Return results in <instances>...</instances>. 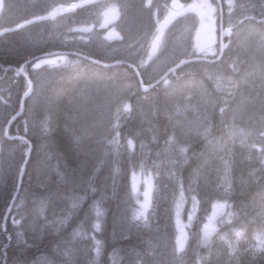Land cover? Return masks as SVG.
<instances>
[{
    "label": "trees",
    "instance_id": "trees-1",
    "mask_svg": "<svg viewBox=\"0 0 264 264\" xmlns=\"http://www.w3.org/2000/svg\"><path fill=\"white\" fill-rule=\"evenodd\" d=\"M45 1L46 0H31V3H30L29 0H27V2H26V0H23V2L21 0H19V1L18 0H4V2H3L4 6L2 8L3 13H2V15L0 17V30H9V29L15 27V25H17V23H15V22H17V19H19V18L16 17L15 15L9 16V14L11 12H14L15 9H16V11H19L20 10L22 13H26V15H28L27 18H34V17H39V16H44L45 17V16H47L51 12V10L53 8H56V7L63 8L67 4L69 5L72 2L73 3H78V2H81L83 0H52V1L51 0H47V2H45ZM35 3H36V5H35ZM16 4L17 5L19 4L18 6L20 7V9H19V7ZM21 4H23V5H21ZM10 5H11V8H10ZM27 5H28V7H27ZM92 6H94V5L92 4V5L85 6L83 8L82 7L81 8H76L75 10H71V11L65 13V14H62L61 16H58V17L54 18V19H45V20H42L41 21V24H40V22H34L33 23V26L31 25V26H28V27L24 28V29H27L28 31L30 29H34V33H33V35H31V36H34V38H35L33 40V42L32 41L30 42V40H27L26 37L21 36L24 29H22V30H16V31L14 30L13 32L8 31V34L6 32L7 35L5 33H3V35L0 36V71H2V72H0V80H1L0 81V105H2V107L4 108L2 110V112L5 111L6 107L7 108L8 107L10 108V109L8 108V110L6 109L7 112L5 111L6 113L3 114L4 116H2L1 113H0V116L3 117L4 120H6V121H3L2 120L3 118L0 119V126H1L0 127V139H3L4 142H5V143L3 142L4 144L1 145V152H0V160H1V163H4L5 162L4 155H3L4 154L3 153L4 152L3 147L6 146L9 142L12 143V144H13V142H16L15 144H20V146L22 147V150L23 149L25 151L27 150V148L25 146H24L25 148L22 146L23 144H21V142L19 140H17V139H10V138L7 139V137H5V135L3 134V127L6 125L7 121L10 119L11 111H14L13 108L17 107V105H18V99L21 98L20 95L23 94V92H24L23 89L25 90V88L22 87L23 84H22L21 81H23V80L22 79H19L18 77L17 78L14 77L15 79H14V81H12V84L13 85L11 84V86L12 87L15 86V87H13L12 92H14L13 93L14 95L16 94L17 96H20V97L10 96L11 93L8 92L9 91L8 86L10 85V83H9L10 81L8 79H6V78H8V76L12 73L11 72V69L12 70L13 69L16 70L17 67H19L21 65L22 61H24V59H27L26 57H24V53H21V52H23V50H25V48L27 49L26 50L27 53H29V51L32 53V56H34L36 54H39V53H42L43 51H47V50H44V49L40 48L41 47V44H44V42L46 41L45 40V39H47L46 37H48V39H49V40L47 39V41H46V45L48 43V49L49 48H51L52 50L55 49V51H57V52H59V51L60 52H63L64 50H66V51L67 50H70L69 49V45L67 44V41H68V39H71V35L73 34V32L75 33L77 30L79 32L80 31L82 32V29L83 28L89 26L88 24H90L91 22L92 23L93 22L95 23L94 16H90L89 13L87 12V10L90 9ZM28 8H30L32 10L30 11V9H28ZM9 10L11 12H9V14H8L7 11H9ZM32 11H34V12H32ZM4 12H5V19L3 18L4 17L3 16L4 15ZM80 15H81V17H80ZM83 15H84V17H83ZM257 15L259 16L258 12H257ZM85 17L87 19H85ZM120 17H121V15H120ZM141 20L142 19L140 17H138V20H137V17H135V18H133V21H130V22H132V24L129 27H131L132 33H135V31L137 32V29H136L137 28V25H135V23L138 22V21H140L142 23L143 20L142 21ZM53 21H54V23H53ZM57 21H59L60 24L59 23L57 24ZM85 22H86L87 25L85 24ZM97 23L99 25V22H97ZM45 24H48L49 26L48 25H45ZM51 24L53 25L52 27H51ZM56 25H59V26H56ZM47 26L49 28H47ZM5 27H6V29H5ZM59 28L62 31H59L60 30ZM46 30H47V32L49 30L50 31L47 33ZM35 32H37V34ZM41 32L44 33V34H42ZM11 33H13V34H11ZM132 33H131V35H132ZM47 34H49L50 36L47 35ZM80 34H84V32L83 33H80ZM51 36H52L53 39L50 38ZM43 38H44V40H43ZM51 39L53 40V42H52ZM63 39H64V41H63ZM99 41H101V38H100ZM25 42H28L29 44L32 43L31 45H29L31 49H29V47L27 48V43H25ZM38 42H41V43L39 44ZM58 42H60V43H58ZM57 44L59 45V47H57L58 46ZM49 45H50V47H49ZM50 52L51 51H48V53H50ZM19 53L24 57V59H23V57L21 55H19ZM11 56H13V57H11ZM90 56L92 57V59L98 60V58L94 54H92ZM235 56H237V54H235ZM68 57L69 58H65L64 57L65 58V61H64V64L62 65V67H60L58 65L53 66V67L55 68L54 70H63V69L68 70V71L69 70H72V72H68L67 71L68 73L61 74V75H67L71 79L72 86L71 87L70 86H67L66 87L63 82L58 81L57 77L54 76L52 78V82H50V83H54V84H51L50 85V88H49L50 90L48 89L50 91V92L48 91L49 94L47 93L49 96L48 95L46 96V94H45V96L48 99L47 98L44 99L45 98V96H44V98H43L44 101H42L43 99L42 100L40 99L41 101H39L38 104H33L30 107V108H33L35 106L34 107L35 109L33 108L31 110L30 109L28 110L30 112L29 115H31V117L33 116V120H32V118H28L27 119L28 121H31L32 120L31 121V128H30L31 130L30 131H33V134L31 135V137L34 136L33 137V138H35L34 140H36V138H37V140H36L37 146L35 145V143L33 141H31L32 138L30 137L31 138L30 141L32 142L31 143L32 144V148H31L30 157H29V160H28L29 165H27L25 167V170H26V172L28 174H32V173H30V171L32 170V168L35 169L37 167L35 169L36 172H42V171L43 172H46L47 171V167H48L47 166L48 163H46V161L44 163V161H43L45 159V157H46L49 160H51L53 158L55 160V162L58 161V162L62 163L64 165V167H66L67 169H71V170H74L75 171V168L77 167V163L75 162V159L78 156V153L81 152V151H83V150H85V149H87L92 144L88 148L89 151H90V153L92 154V157H91V160L88 161L89 163L84 167L85 170H84V172L82 174L83 179L81 180V183L80 184L78 183L79 184L78 187H81L82 186V188H83L84 186H86L85 188L88 189L90 187V185H91V186H93L95 188L94 189L95 191H97L98 189H99V191L101 190L100 192L103 193L102 195L105 196V198H107V197H110L111 196V194L109 192V190H110V184H109V181H108L109 178H110V174L108 173V174L105 175L106 177L109 175L106 179H104V177L101 179L100 178L101 177V168L99 166L98 167L94 166L96 164V161H97V158L96 157H97L98 154H100V152H98V148L99 147L93 146V142H95V140H97L96 139L97 137H96V135H92V134H91V137H86L87 134L91 132V130H89V128L88 129H85L83 126L82 127L80 126V132H81V134L83 136L81 138L80 134L78 133L79 126L76 125V124L70 125V123H69L68 120H69L70 116H72V114L70 112L72 110L71 109L72 107L66 106L65 99L67 98L66 99V102L68 100L69 103L68 102L67 103L68 104H71L72 99H70V98H73L71 96L73 92H74V96L77 97V95H76L77 93H76V90L74 88L75 85H77V84L85 86V85L91 84V82H93V83H95L94 88H95V91L97 92V94H101V93L104 92L105 95H107L110 92V90H115L118 87H115L114 89L110 88L108 90L105 87H103L105 89H102V87H100L99 85H97L98 84L97 83L98 80L94 78L96 75L105 74L104 70L101 69V66L95 65V64L90 63V62H87V61L80 60L77 57L74 58V56H71V55L68 56ZM237 57H240V56H237ZM104 59H107V58H102L100 60H104ZM241 59H238L237 60L238 62L240 60L239 65H238V62L237 61L235 62L236 65H237V68H236L237 70L234 69V71H232L231 74L226 69L224 70L225 72L223 71L224 74L229 75L231 81L233 80L232 82H234V80L237 78V83H238V87L237 88L238 89L240 87L244 86L243 80L244 81L246 80V82L247 81L248 82H251V80L247 79L248 78L247 75H245L246 65H244L245 62L244 63H241V61H242ZM20 60H22V61H20ZM71 60H73V61H71ZM115 60L116 59H112L111 60V63H113V64H112V67L109 68L110 69L109 71H112V72H110V74L111 73L112 74L110 75L109 73H107L106 74V76H107L106 78H112L113 79L114 74H115L114 79H115V81L117 83H114V84H117V85H129V84H132V85H134L135 84V81L132 78L133 77L132 76L133 74H131V71L128 68H126L125 66H121L120 64L115 63V62H119L118 59L116 61ZM13 62L18 63V64H15ZM65 63H67V64L65 65ZM75 64L76 65L78 64V65L76 66ZM8 65H9L10 69H8L9 68ZM227 66H229V65H227ZM118 67H120V69ZM1 68H2V70H1ZM88 69L90 70V72H81V71H86ZM252 69L254 70L255 68H252ZM238 70H241V71L238 72ZM32 71H33V69L30 71L29 78L31 80H34L33 73L35 75H36V73L34 71L33 72ZM8 72H9V74H7ZM14 72L15 71H13V73L11 74L12 77H13ZM118 72H124V73H121V74L119 73L118 74ZM241 72L242 73L244 72L243 73L244 76H242V73ZM3 73H5V74L3 75ZM234 73H235V75H234ZM90 74H92L93 77H91ZM240 77H241V79L242 78L243 79L241 80ZM9 78H10V76H9ZM223 78L224 77L221 76L219 79L223 82V80H225ZM84 79H86V80H84ZM3 80H4L5 83L3 82ZM17 81H19V82H17ZM128 81H129V83H128ZM238 81H242V85ZM256 81L255 82L253 81L252 87L255 88V86H257L256 87L257 89L255 88V90L253 91V90H251V86H250V88H246L245 89L246 91L244 93H247V94H245L244 97H246V99H247V97H248V95L250 93H251V98L253 96L252 94H254V93H255L254 95H259V92H260L259 89L260 88L258 86H259L260 82H259L258 79ZM1 82H3L2 83L3 86H1L2 85ZM6 82H8L9 84L6 83ZM15 82H17V83H15ZM207 82H209L210 84L209 83L208 84L206 83L205 86L208 85L207 87H209L210 89L212 87V84L215 85V83H213V80L212 81L211 80H208ZM126 83H128V84H126ZM35 84L37 86H40V88L42 89L43 84L40 82V80L38 78L35 81ZM217 84L218 83H216V85ZM230 84H232V83H230ZM16 85H18L17 86L18 88L16 87ZM239 85H241V86L239 87ZM217 86H219V85H217ZM72 87H73V90L71 89ZM121 87H123V86H121ZM21 88H22V91H21ZM2 89H4V90H2ZM238 89H233L234 91H231L229 93V95L232 92L233 93L236 92ZM71 90L73 92H71ZM4 92H6V93H4ZM2 93H4V94H2ZM8 93H9V95H8ZM214 93L216 94V92H214ZM222 93H224V94H222ZM244 93H243V95H244ZM141 95H144V94H141ZM156 95H158L159 98L161 97V100L159 102H157V100H155V98L153 97V101H156L157 102V104L155 106L159 110V111L157 110V113L159 114V117H157L156 120H152L151 122H149L148 123V126L147 125H144V126H146L144 128H143V126H140V125H133V126H131L134 133L140 134V136H142V135L143 136H147V137H144L145 138V141L140 142L139 139H135L134 140V144H135V142H136V144L134 145L133 151L130 153V152H125V151H127V149H124L123 148L124 144L126 143L125 139L123 140L122 138H120V140H119V136H116L117 139L114 138V142L117 141V147L119 149V151L117 150L118 152L116 151V154L118 155V159H117L118 160V166H117L118 169L115 170V174L117 173L116 175L121 176V181L123 180V183L125 182L124 183L125 186L127 185V187L129 188V182H128L127 179H128V175H129V173L131 171L133 172V171L139 170V168H140V171L142 172L143 169L145 168L144 171H146L148 174H150L151 172L154 173V174L151 173L152 177L154 178V182L156 183L155 184V193H154V196H153V200L151 202V205L152 206H150L149 212H148L147 216L143 220H137L135 218H132L131 215H133V210H130V207L131 206L128 208V205H129L128 203L127 204H124V198L122 196V189H121V186H119L118 192L115 193L116 197L115 196L110 197V199H108L107 201L105 200L101 204V207H99V209L101 208V210L98 209L99 212L104 211V214L101 212V216H100L101 218L100 217H97L95 215L96 212H97L96 209H95L96 212L95 211L93 212V219L91 221H94L96 223L97 220L99 219L100 222H101V225H103V226H101V231H102L101 232V235H102L103 243L105 242V244H104L105 246L104 245L101 246V251L100 252L102 254L100 253L99 255H97L92 250L91 251V262L92 263H89V262L87 263L86 262V260L89 259L90 254L87 257H85V258H78V257L74 256L72 263L75 260L80 259L78 261V263H75V264H82L83 262H84V264H125V262L128 263V264H170V263L172 264L174 262L175 263L178 262L179 264H264V246L262 245L260 248H258L257 250H255V248H254L255 246L252 245V244H256L257 245V243H258V245L259 244L261 245V240L260 239H263L264 238L263 237L264 236V232H262V231H264V230H262V228L264 227V188H263V186H264V180H263L264 179L263 178L264 177V174H263L264 173V165L260 164L259 167H261V168L259 169V167H258V173H260V176L258 178L257 177H251V179L253 180L252 181L250 179L252 181L251 183L247 184V181L249 180V178L246 177L245 178L246 180L239 181V182H241V184L239 186L237 185V186L231 188L233 190V193L234 194L232 193L233 196H231L230 199H226L225 200V202L227 201L226 204L228 206H231V207H227L228 210L225 211V214L223 215V217H221V220H219V223H218L219 225H217L218 228L216 229V231L212 235V237L209 240V242L202 243L201 242V239H199L200 236H199V232L197 230L198 229L199 221L202 220V217L207 214V213H205V215L204 214L202 215V211L200 210L201 207H202V205H205L206 204L205 198H204V196L202 194L205 193L208 190L207 187H210V185L213 186V183H216L217 173L218 172H215V171H220L222 169L228 171L227 175L229 176V179H228V176H227V180L229 181V183L232 181V178H235L234 176H237L238 173H239L238 174V178L239 179L240 178L243 179L244 176H246L245 169L247 167L244 164V161H245L246 157H245V155H243L244 152H242L243 149H245L244 147H245V143L246 142H245V140H243L245 142V143H243L242 140H240V139H239L240 140L239 141L238 138L240 136H236L235 137L236 140L234 141V140H231L232 138H230L226 134L224 135V138L226 140H228L227 143L228 144L229 143L232 144L233 147H232V145H230V144L228 145L227 143H225V145L223 146V151H224L223 152V156H225L224 161H226L225 162V165H223V167H222V165H219V163H217V158L215 157L214 154L212 155L213 158L211 156H208V157L207 156H203V155L200 156L201 153L204 154L202 152L203 151V149H202L203 145H202V142L200 140H199V142L196 140L197 143L196 142H193L191 145H189L187 147V149H186L187 151H185L186 153H184L185 155H183L184 156L183 159L184 160H187V161H184L183 159H181L180 160L181 163L180 162L179 163H176L177 165L174 166V169H173V173L174 172L176 173V174L174 173L175 176L174 175H171L170 173H167V171L163 167H161L162 169H159L160 167H155L152 163L160 160V158H162V154L163 153L162 152H159V151H153L154 148L152 149V148L148 147L146 145V142H148V141L149 142H153V141H150V139L148 140V138H150L151 136H152L151 138L154 137L153 136V133H154V130L155 129H156L155 131H156L157 134L155 133L156 134L155 135L156 140H154V142L155 141H157V142L159 141L161 143L162 142L166 143V142H169V141H167V139H170V142L169 143H171V140H172L171 138L173 137V132H171V126H172L171 125V122L169 123V121L167 120L168 116H170L169 115V113L171 112V111H169L170 108L167 106V104L165 105V103H162V102H164L162 100L163 99L162 98L163 95H160L159 92ZM229 95H227V93L225 94V92H221L220 91L219 94L218 95L216 94V96H214L212 99H213L214 102L217 99V102H218V101H220L222 99L228 98ZM3 96H4V98H6L5 100H4ZM8 96L11 97L12 102L15 103V104H13V103L10 102V97L8 98ZM16 97L18 99H16ZM46 100L49 102V104H51V102H53V103L49 106V104H48V102ZM42 102H43L44 105L41 104ZM151 104H153V103H151ZM13 105H15V106H13ZM25 106H26V104H25ZM37 107H38V110H37ZM150 107H151V105H150ZM25 108L26 107H24V109ZM219 108L220 107H217V110ZM152 109L153 108L151 107L150 111H152ZM161 109H162V111H161ZM16 110H18V109H16ZM39 111H40V113H42V115L44 113H46V111H47L48 118H51L50 124L47 123L48 122L47 118H45V117L43 118L42 115H40ZM49 111H50V113H52V115L50 113H48ZM146 111H148V108H147ZM24 112H25V110H24ZM33 113L35 115H32ZM162 113H163V115H162ZM220 113H219L220 116L221 115H224V114H222V113L220 114ZM8 114H9V116H8ZM164 114H165V116H164ZM38 115H39V117H38ZM49 115H51V116H49ZM7 116L9 117L8 119H7ZM43 119H44V121H43ZM37 121H40V122H37ZM155 121H156V123H155ZM16 122L19 124L18 121H16ZM35 122H36V124H35ZM45 123H47V125H45ZM224 123H226V122H224ZM38 124H42V125L39 126ZM12 125H11V128H10V131L13 132V133H15V134H19L17 132H20V130L15 126V123L12 124ZM154 125H155V127H154ZM42 126H45V127H42ZM33 127H35V128H33ZM41 127L45 131L44 130H41ZM46 127L48 129L50 128L51 130L49 129V131H48ZM66 128L68 130H71V131L75 132L74 133L75 134L74 139L76 141L78 140L76 144H74L73 141H72V139L69 136H67V133L64 131ZM136 128H138V130H136ZM148 128H149V130H148ZM36 129H38L39 131L37 130L38 132H36ZM118 130H119L118 133L120 134V137H123L124 138L127 135V133H125V132H127V129L125 130V128H121V130L120 129H118ZM167 130H168V132H166ZM25 131H26V129H25ZM42 131H43V134H45V132H48L47 135L46 136L44 135V137H43V134H40V132L42 133ZM141 132H143V134ZM147 132H149V133H147ZM151 132H153V133H151ZM38 133H39V135H38ZM212 133L214 134L215 131H213ZM143 136H142V138H143ZM167 137H169V138H167ZM153 139H155V138H153ZM121 141H122V143H121ZM17 142H19V143H17ZM99 142H101V141H99ZM120 143L122 145H120ZM199 143H201V144H199ZM138 144L140 146H138ZM149 144H151V143H149ZM239 144H240V146H239ZM144 145H145V147H144ZM172 145L169 147L168 152L170 151ZM198 145L201 147V149H200V147ZM120 146H122V147H120ZM229 146H231V147H229ZM253 149L254 148L251 149V153H256V150L255 149L253 150ZM142 151H144V152H142ZM253 151H255V152H253ZM119 152H120V154L121 153L122 154L121 155L118 154ZM158 152H159V155H158ZM227 152L230 153V154H228ZM126 153L128 154V156L130 155V157H128L126 155ZM143 153L145 155L148 154V153L150 154V160L149 161H147V158H145V156H144ZM152 153H154V154H152ZM37 154H41L42 156L40 158H38L37 160L35 159L36 160L35 161L34 158H35V156ZM112 154H113V152H112ZM135 154H137L136 156H138V155H141L142 156L143 155L144 157L143 156H142V158H138L137 157V159H136ZM194 154H196V156L197 155H199V156L193 157ZM238 154H239V158L237 157ZM117 155H115V156H117ZM132 155H133V157H132ZM240 155H242V156H240ZM31 156H32V158H31ZM223 156H222V158H223ZM154 157H156L158 160L156 158L154 160ZM200 157L204 161L206 160V162L208 161V162H211L212 164L215 163V165L213 166V168H215V169L212 170L213 173H211L212 171H210L211 168L210 169L203 168V165H202V163H203L202 161L203 160ZM204 157H205V159H204ZM206 157H207V159H206ZM20 158L21 157L18 156L17 161L15 160L14 164L15 163L16 164L14 165L13 169L17 167V164H18ZM132 158H134L133 159L134 162L132 161ZM197 158H199L200 161L198 163H195L194 161L197 160ZM209 158H210V160H209ZM211 158H212L213 161L211 160ZM228 158H230L232 160H230ZM2 159H3V162H2ZM236 159L238 160V163L236 162L237 161ZM240 159L242 161L243 160L244 161L242 162V161H240ZM138 161H140V162H138ZM30 162L31 163L33 162V165H31ZM55 162H53V165L56 164ZM132 162H133V164H132ZM144 162H145L146 165L144 164ZM227 162H229V163H227ZM239 162H241V163H239ZM216 163L219 166L216 165ZM37 165L38 166H41V167H38ZM140 165H142L144 167H142ZM230 165H231V167H230ZM134 166H135V168H134ZM165 166H166V164H165ZM217 166H218V168H217ZM221 167H222V169H221ZM226 168H228V169H226ZM62 169H63V166L60 169V175L63 178V174H62L63 170ZM121 169H122L123 172L121 171ZM126 169H128V170H126ZM216 169H218V170H216ZM124 170H126L128 172H125ZM223 170L221 171L222 173L223 172H226V171H223ZM118 171H120L121 173L118 172ZM144 171H143V173L144 174H147ZM157 171L160 172V173H158ZM161 172L164 173V175ZM230 172H232V173H230ZM235 172L237 174H235ZM251 172H253V171H251ZM27 173H26V177L24 178L25 180H23L24 182L25 181H29L28 178H27ZM50 173H51V170L49 171L48 174L46 172V174L44 173V175H42V174L39 175V178L36 175H33L32 174L34 176L35 180H33L32 182L29 181L28 182L29 185L28 184L26 185L28 187L27 190H24L25 192L22 191V193H21L22 195H20V192H19V194L17 196V200L21 204V206H20L21 207L20 208L21 211L23 210V204L22 203H25L24 200H26L28 198L31 200L32 197L34 198V196L36 198V197H39V196H49V195H56V196H64L65 197V195H67V193H68L67 191H70V189H71L70 187L72 185L69 187V186H66L65 184L64 185L63 184H58V183H56V181H53V187L49 186V187L46 188V186H47V180H48V177L50 176L49 175ZM155 173H157V174H155ZM222 173H220V174H222ZM242 173L244 175H242ZM124 174L127 175L126 176V179H125ZM167 174L172 176V177L171 176L168 177V178H170L169 180L166 179V180H168V184H167V181L165 182V178H164V177H166ZM90 175H92V178H89ZM158 175L159 176L161 175V176L159 177ZM240 175L243 176V177H241ZM122 176H124V178ZM213 178H215V179H213ZM238 178H237V180H238ZM254 178H256V179L254 180ZM259 178L262 179V180L260 181ZM234 180L236 181V178ZM3 181H4V179H3ZM98 181H101V182H98ZM217 181H219V180H217ZM8 182L11 183V185H8V183H7L6 186H5V188L8 189V190L7 191H5V190H2L1 191L0 190L1 195L4 193L2 196H4L5 194H7V192L8 193H10V192L12 193V191H14V189H15L14 188V183H12L11 178H10V181H8ZM24 182H23V184H24ZM119 184H120V182H119ZM251 184H253V186ZM98 186H100V187L97 188ZM231 186H233V185H231ZM248 186H249V188H248ZM37 187L39 188L38 189L39 191H37V189H36ZM43 187L45 189H43ZM159 187L161 189H159ZM65 188H67L68 190H65ZM128 188H127V191H128ZM40 190H42V191H40ZM174 191H175V193H176L177 196H176V198H175V196H173L174 199H175V204H174L173 210L171 211V210H169V207L167 205L168 204V200L166 198L168 196H170V195H173ZM38 192H40V193H38ZM159 192H161V193H159ZM42 193H44V194L42 195ZM160 194H162V195L160 196ZM128 195H129V193H128ZM159 196H160V200L158 199ZM24 197H25V199H24ZM182 197H184V199H185L184 213H187V209H188V207H189L190 204H195L196 203L197 209H198V214H197L198 215L197 216L198 219L196 217L195 222H193L192 225H191L192 227H191V230L189 231L190 232V234H189L190 236L188 238L186 247H185V249L183 251H181V252L184 253V255L183 256H180V253L181 252H179L176 249V242H175V237H174V236H176L175 235L176 234L175 233V228H174V212H175L174 209H175V205L177 203L176 202L177 199L182 198ZM155 198H157V200ZM38 199H41V198H38ZM238 199H239V201H238ZM81 200H83V199H81ZM81 200H80V198H78L77 199L78 202L75 201L76 207L74 206V203L69 205V209L70 210H68V213H70V212L71 213L70 214H67L68 215V218L65 219V222H66L65 225H63V226L62 225H59V229L56 228L55 229L56 230L55 233H52V231H47L46 228L43 225L39 227L36 224H34L35 225V228L29 229L31 231L30 234H29L28 231H26L24 229L23 233L24 232L25 233L23 234V236L20 235L22 244H18V248L17 249H13L14 252L13 251H10V253L12 252L11 254L8 253L9 251L7 252V255H8V258L7 259L8 260H6V264H7L8 261H9L8 264H12L11 262H14V261L19 262L21 264H33V261H34L33 260V257H34V253L36 252L35 250L40 251L42 249L41 250L42 252L43 251H47V252H49V251L52 252L53 251V253H55V251L53 250L54 243H55V245L56 244H63V243H70L69 240H71L73 238V235L75 233H77V234L78 233L79 234L82 233V235H85L87 230H85L84 229L85 227H83V226H85V224L87 226V223L89 224V222H91V221H89L88 218L86 219L87 208H88L87 205L88 204H86V201L85 200H83L84 202L81 201ZM31 202H32V200L30 201V203ZM37 202L38 201H36V203ZM131 203H132V201H131ZM42 204H44V202ZM77 205H80V207L79 206L77 207ZM72 206H74L75 208H71ZM85 206H87V207H85ZM41 207H43V205H41ZM234 207H235L236 210L234 209ZM84 208H86V209H84ZM73 209H74V213L77 212V213H75V216L76 217L74 216V213L71 211ZM126 210H128L129 212L126 211ZM82 211H84L85 214ZM29 213H31L30 214L31 217L29 215H27L28 219H27V222L26 223L29 224V221L32 222V224L33 223L39 224L38 222H41V221L44 222L43 220L39 219V216L38 215L41 214L40 211H39V213H37L36 210H35V208H33V209H30V211H28L27 214H29ZM32 214H34V215H32ZM102 214H103V217H102ZM10 216L11 215H9L8 220L6 222V231H15V228H13V225H12V223H14L15 219H13V215H12L11 218H10ZM126 216H127L128 219L126 218ZM128 216H130V217H128ZM171 216H172V218H171ZM84 218L86 220H88V221H86ZM2 219H3V217L0 219L1 220L0 221V236H1V234L3 236V233L1 232V222H2ZM79 220H80V223H79ZM83 220H85V221H83ZM107 220H111V221L108 222ZM171 220H173V221H171ZM125 221H126V223H125ZM111 222H112V224H111ZM22 223L24 224L23 221H22ZM78 223H79L80 227H78ZM138 224H139V226H138ZM73 225H76L78 228L76 226L74 227ZM112 226H114V227H112ZM137 227H139V228H137ZM7 228H8V230H7ZM40 228H41L42 231L40 230ZM79 228H81V230ZM118 228H120V229H118ZM105 229H106V233L107 234L104 231ZM137 231H140L138 233L139 234L138 236L136 234ZM83 232H85V233H83ZM99 232L100 231H97L96 233L99 234ZM122 232L125 233V234H123ZM191 232H192V234H191ZM132 233H133V235H132ZM144 233H145V235H144ZM98 234H96V235L98 236ZM141 234H143V236H141ZM259 234H260V239H259ZM110 235H111V237H110ZM123 235H126V236H123ZM134 235H136V236H134ZM192 235H193V237H192ZM130 236H131V238H130ZM194 236H195V238H194ZM257 236H258V238H256ZM94 237H95L94 238V240H95L97 237L96 236H94ZM2 238L3 237H0V239H2ZM44 238L47 239L48 241H46ZM140 238H141V243H140ZM191 238H193V239H191ZM3 239H5V238H3ZM3 239H2V241L0 240L2 242V244L0 245V251L3 250L2 249V246L6 243V242H4L5 240H3ZM55 239L57 240V242H56ZM257 239H259V242L257 241ZM43 240H44V242H43ZM118 240H120V242ZM123 240H125V241H123ZM193 240L195 242H193ZM96 241H97V239L95 240V242ZM122 242H124L123 243L124 246L122 245ZM25 243L27 245H30L31 247H27L25 245ZM250 244H251V247H249ZM94 245L96 247V244H94ZM43 246L45 248H43ZM35 247H36V249H35ZM161 247H164V249H166V250H164V249L162 250ZM49 248H50V250H49ZM251 248H253V249L250 250ZM121 249H122V251H121ZM154 249H156V250H154ZM170 250L173 251V254H170ZM129 251H131V252H129ZM115 252H121L124 255V257L128 256V259H126V258L124 259V258L120 257ZM163 252H164V254H163ZM127 253H131V254H127ZM151 253H153L152 256H151ZM147 254H148V256H147ZM9 255H11V256L9 257ZM56 255L57 254H49V256L51 257V260H50L51 262L50 263H52V264H71V262L69 263V262H66V261H62L61 259H60L61 261H59V260L53 261L57 257ZM106 255H108V256H106ZM113 256H115V257H113ZM117 256H119V257H117ZM153 256H154V259H153ZM116 257H117V259H116ZM3 258L4 257H0V264H1ZM175 259H176V261H175Z\"/></svg>",
    "mask_w": 264,
    "mask_h": 264
},
{
    "label": "bare ground",
    "instance_id": "bare-ground-1",
    "mask_svg": "<svg viewBox=\"0 0 264 264\" xmlns=\"http://www.w3.org/2000/svg\"><path fill=\"white\" fill-rule=\"evenodd\" d=\"M2 1V0H1ZM22 2H23V0H21ZM29 1H31V0H29ZM52 1V0H51ZM132 1V0H131ZM134 1V0H133ZM138 1V0H137ZM136 1V2H137ZM160 0H158L157 2H159ZM3 2V1H2ZM26 2H27V0H26ZM25 2V3H26ZM45 2H47V0L45 1ZM55 2V1H54ZM100 2V1H99ZM156 2V3H157ZM162 2V1H161ZM160 2V3H161ZM249 2V1H248ZM51 3V2H50ZM49 3V4H50ZM53 3V2H52ZM114 3V2H113ZM140 3V2H139ZM155 3V4H156ZM222 3V2H221ZM260 3V2H259ZM11 4V3H10ZM57 4V3H56ZM71 4H74L73 6L74 7H77V5L79 6V7H77V8H81L80 6L81 5H84L83 7H85V6H88V5H94V6H92L90 9H88L87 10V12L89 13V15L90 16H97V14H100L101 13V11H100V6L98 5V4H95V2L94 3H91L90 2V0H83V1H81V2H78V3H71ZM71 4H69V5H71ZM138 4V3H137ZM254 4V3H253ZM17 5V4H16ZM19 5V4H18ZM17 5V6H18ZM21 5H23V4H21ZM35 5H36V3H35ZM38 5V4H37ZM68 4L66 5V6H69ZM111 5V4H110ZM161 5V4H160ZM65 6V7H66ZM102 6V5H101ZM109 6V5H108ZM108 6H106L105 4H104V9H102L104 12L107 10V7ZM154 6H156V5H154ZM9 7V6H8ZM19 7V6H18ZM27 7H28V5H27ZM31 7V6H30ZM36 7V6H35ZM82 7V8H83ZM115 7V6H114ZM141 7V6H140ZM158 7H159V5H158ZM10 8H11V5H10ZM25 8V7H24ZM23 8V9H24ZM64 8V7H63ZM62 8V9H63ZM125 8H127V7H125ZM2 9V8H1ZM19 9H20V7H19ZM28 9H30V8H28ZM36 9V8H35ZM38 9V8H37ZM59 9V8H58ZM65 9V8H64ZM76 9V8H75ZM109 9V8H108ZM128 9V8H127ZM32 9H30V11H31ZM224 10V9H223ZM29 11V10H28ZM39 11V10H38ZM71 11V10H70ZM9 12H11L10 10L9 11H7V13L9 14ZM27 12V11H26ZM32 12H34V11H32ZM77 12V11H76ZM109 12V11H108ZM113 12V11H112ZM131 12V11H130ZM238 12V11H237ZM254 12V11H253ZM257 12H259V11H257ZM2 13V12H1ZM46 13V12H45ZM240 13V12H239ZM262 13V12H261ZM28 14V13H27ZM30 14V13H29ZM40 14V13H39ZM38 14V15H39ZM65 14V13H64ZM232 14V13H231ZM11 15H15L16 17H18L19 19H17V22H15V23H17V24H22V25H26V26H24L25 28L26 27H28V26H33V23H34V21L35 20H37V18H41V17H43L44 18V16H39V17H34V18H27V16L28 15H26V13H22L20 10L19 11H16V9L14 10V12H11L10 14H9V16H11ZM37 15V16H38ZM43 15V14H42ZM77 15V14H76ZM87 15V14H86ZM235 15V14H234ZM242 15V14H241ZM261 15V14H260ZM49 16H50V13H49ZM56 16V15H55ZM120 16V15H119ZM219 16V15H218ZM228 16V15H227ZM252 16V15H251ZM1 17V16H0ZM32 17V16H31ZM80 17H81V15H80ZM83 17H84V15H83ZM250 17V16H249ZM68 18V17H67ZM227 18V17H226ZM236 18V17H235ZM241 18V17H240ZM66 19V18H65ZM78 19V18H77ZM82 19V18H81ZM80 19V20H81ZM85 19H87L86 17H85ZM90 19V18H89ZM121 19L122 18H120V21H121ZM83 20V19H82ZM98 20V19H97ZM137 20H138V17H137ZM241 20V19H240ZM243 20V19H242ZM245 20V19H244ZM248 20V19H247ZM65 21V20H64ZM71 21V20H70ZM142 21V20H141ZM56 22V21H55ZM79 22V21H78ZM81 22V21H80ZM97 22V21H96ZM136 22V21H135ZM243 22V21H242ZM248 22V21H247ZM48 23V22H47ZM52 23V22H51ZM53 23H54V21H53ZM59 23V21H57V24ZM62 23V22H61ZM65 23V22H64ZM82 23V22H81ZM84 23V22H83ZM94 23V22H93ZM139 23V22H138ZM4 24V23H3ZM2 24V25H3ZM40 24H41V22H40ZM44 24V23H43ZM42 24V25H43ZM50 24V23H49ZM60 24V23H59ZM77 24V23H76ZM85 24H86V22H85ZM100 24H101V22H100ZM145 24V23H144ZM45 25H48V24H45ZM63 25V24H62ZM70 25V24H69ZM78 25V24H77ZM80 25V24H79ZM87 25V24H86ZM89 25V27L90 28H94V26L93 25H91V24H88ZM12 26V25H11ZM18 25H15V27H13V28H16ZM49 26V25H48ZM47 26V28H49ZM53 25L51 24V27H52ZM56 26H59V25H56ZM55 26V27H56ZM66 26V25H65ZM135 26V25H134ZM3 27V26H2ZM24 27L22 28V29H24ZM116 27V26H115ZM18 28V27H17ZM20 28V27H19ZM69 28V27H68ZM103 28V27H102ZM142 28V27H141ZM2 29V28H1ZM5 29H6V27H5ZM54 29V28H53ZM60 29V28H59ZM58 29V30H59ZM91 29V30H92ZM106 29V28H105ZM137 29V28H136ZM147 29V28H146ZM262 29V28H261ZM26 30V29H25ZM57 30V29H56ZM90 30V29H89ZM103 30V29H102ZM145 30V29H144ZM3 31V30H2ZM8 31H11V32H13L14 31V29H9V30H5V31H3L1 34L3 35V33H5L6 34V32H7V34H8ZM16 31V30H15ZM28 31V30H27ZM45 31V30H44ZM50 31V30H49ZM48 31V32H49ZM59 31H62L61 29L59 30ZM93 31V30H92ZM100 31H101V26H100ZM128 32H129V34L130 33H132V29H131V27H129V29L127 30ZM46 32H47V30H46ZM45 32V33H46ZM47 32V33H48ZM56 32V31H55ZM64 32V31H63ZM84 31H82V32H78L79 34H78V36H77V38H76V40H74V44H73V46H71L72 44V38L71 39H68V41H67V44L69 45V46H71L72 47V49L71 50H64L63 52H57V51H55V49L54 50H52L51 48H49L48 49V43H47V45H46V41H47V39H48V37H46L47 39H45L46 41L44 42V44H41V47L40 48H42V49H44V50H47V51H43L42 53H39V54H36V55H34V56H32V60H34L35 61V59H37V61L38 60H40V59H48V55L49 56H52V58H53V56L54 57H57V56H60V57H65V58H69L68 56H74V58L75 57H77V58H79L80 60H83V61H87V62H90V63H93V64H95V65H98V66H101V69H103L102 68V66H105V64L104 63H102L101 61L102 60H100V59H102V58H107V57H112L113 58V56H114V54H113V52H110V50L111 49H109L107 46L109 45H104L103 43H101L100 41H98L99 39H97L98 37H97V35H96V33L95 32H91L92 34H90L89 35V32L87 33V34H80V33H83ZM127 32V33H128ZM136 32V31H135ZM17 33V32H16ZM33 33H34V29H30L29 31H28V34L29 35H33ZM36 34H37V32H35ZM42 33V32H41ZM52 33V32H51ZM67 33V32H66ZM72 33V32H71ZM6 34V35H7ZM11 34H13V33H11ZM42 34H44V33H42ZM50 34V33H49ZM49 34H47V35H49ZM63 34V33H62ZM61 34V35H62ZM76 34V33H75ZM101 34H102V32H101ZM133 34V33H132ZM104 34H102V42H104L105 43V39H104V36H103ZM50 36V35H49ZM53 36V35H52ZM52 36L50 37V38H52ZM57 36V35H56ZM43 37V36H42ZM44 37V38H45ZM60 37V36H59ZM58 37V38H59ZM257 37V36H256ZM44 38H43V40H44ZM64 38V37H63ZM126 38V37H125ZM128 38V37H127ZM237 38V37H236ZM246 38V37H245ZM41 39V38H40ZM53 39V38H52ZM51 39V40H52ZM57 39V38H56ZM75 39V38H74ZM122 39V38H121ZM238 39V38H237ZM49 40V39H48ZM63 41H64V39H63ZM114 41V40H113ZM121 41V40H120ZM134 41V40H133ZM261 41V40H260ZM43 42V41H42ZM49 42V41H48ZM52 42H53V40H52ZM57 42V41H56ZM55 42V43H56ZM118 42H119V40H118ZM39 44L41 43V42H38ZM54 43V44H55ZM58 43H60V42H58ZM66 43V42H65ZM107 43V42H106ZM105 43V44H106ZM113 43V42H112ZM171 43V42H170ZM53 44V43H52ZM111 44V43H110ZM117 44V43H116ZM115 44V45H116ZM122 44V43H121ZM128 44V43H127ZM247 44V43H246ZM245 44V45H246ZM51 45V44H50ZM50 45H49V47H50ZM58 45V44H57ZM64 45V44H63ZM119 45V44H118ZM178 45V44H177ZM234 45V44H233ZM232 45V46H233ZM261 45V44H260ZM40 46V45H39ZM53 46V45H52ZM110 46V45H109ZM138 46V45H137ZM56 47V46H55ZM54 47V48H55ZM57 47H59V45L57 46ZM63 47V46H62ZM112 47V46H111ZM229 47V46H228ZM64 48V47H63ZM116 48V47H115ZM18 49V48H17ZM26 49V48H25ZM58 49V48H57ZM113 49V48H112ZM234 49H236V48H234ZM239 49V48H238ZM116 50V49H115ZM119 50V49H118ZM122 50V49H121ZM18 51V50H17ZM22 51V50H21ZM32 51V50H31ZM48 51H51L50 53H48ZM108 51H109V53H108ZM120 51V50H119ZM225 51V50H224ZM226 51H228V49H226ZM23 52H26V51H23ZM115 52H117V50L115 51ZM132 52V51H131ZM165 52V51H164ZM238 52V51H237ZM190 53V52H189ZM30 54V53H29ZM92 54H94L97 58H98V60H94V59H92V57L90 56V55H92ZM120 54V53H119ZM125 54V53H124ZM231 54V53H230ZM236 54V50H235V52H234V55ZM116 55V54H115ZM158 55V54H157ZM224 55V54H223ZM222 55V56H223ZM227 55V54H226ZM232 55V54H231ZM238 55V54H237ZM242 55H244V54H242ZM28 56H30V55H28ZM240 56V55H239ZM256 56H257V54H256ZM11 57H13V56H11ZM20 57V56H19ZM23 57V56H22ZM26 57H27V55H26ZM134 57V56H133ZM237 57V56H236ZM18 58V57H17ZM235 58V57H234ZM238 58V57H237ZM241 58V57H240ZM244 58V57H243ZM20 59V58H19ZM22 59V58H21ZM23 59H24V57H23ZM110 59V58H109ZM116 59V58H115ZM236 59V58H235ZM16 60V59H15ZM25 60V59H24ZM27 60V59H26ZM30 60V59H29ZM222 60V59H221ZM230 60V58L228 59V61ZM241 60H243V59H241ZM245 60V59H244ZM247 60V59H246ZM249 60H251V59H248V61ZM20 61H22V60H20ZM34 61H32V62H34ZM71 61H73V60H71ZM19 62V61H18ZM23 62V61H22ZM32 62H31V64H32ZM239 62H240V60H239ZM246 62V61H245ZM251 62V61H250ZM254 62V61H253ZM13 63H15V62H13ZM29 64H27L24 68L23 67H21V65L19 66V67H17V69L16 70H12L11 69V72L13 73V71H15L14 72V74H13V77L11 76V74L9 75L10 76V78H9V76H8V78H6V79H8L10 82V85L8 86V89H9V91L8 92H10L11 94H10V96H17L16 94L14 95L13 93L14 92H12V89H13V87H15V86H11V84H12V81H14V77H20V75H19V72L22 74V72H24L25 74H26V77H28L29 78V76H30V74H29V72L27 73L26 72V68H28L29 66H30V61L28 62ZM115 63H117V64H119V63H121V62H115ZM172 63V62H171ZM230 63V62H229ZM241 63H244V62H241ZM15 64H18V63H15ZM67 63H65V65H66ZM73 64V63H72ZM108 64V63H107ZM113 63H111V65H112ZM124 64V63H123ZM249 64V63H248ZM5 65V64H4ZM48 65V64H47ZM76 65V64H75ZM78 65V64H77ZM76 65V66H77ZM121 65V64H120ZM138 65V64H137ZM219 65V64H218ZM227 65V64H226ZM239 65V64H238ZM245 65V64H244ZM262 65H264V63H262ZM262 65H261V67H262ZM11 66V65H10ZM44 66V65H43ZM56 66V65H55ZM59 66V65H58ZM126 66V65H125ZM193 67H194V65H192ZM197 66V65H196ZM222 66V65H221ZM243 66V65H242ZM4 67V66H3ZM8 67H9V65H8ZM13 67V66H12ZM60 67H62V65L60 66ZM65 67V66H64ZM111 67V66H110ZM115 67V66H114ZM133 67V66H132ZM228 67V66H227ZM251 67V66H250ZM260 67V66H259ZM260 67V68H261ZM264 67V66H263ZM41 68H42V66H41ZM40 68V69H41ZM52 68H54V67H52ZM51 67H48V66H46V67H43V71H39L40 73H37L36 75L33 73V75H34V80H31L30 78L28 79L27 78V83H26V86H27V84H28V88L26 89L25 88V90L23 89V94L22 95H20L21 96V98H20V100L17 98V97H20V96H17L16 97V99H18V101H19V107H18V105H17V107H15V108H13V110L14 111H11V115H10V118L11 119H9L8 120V126H7V128H6V131H5V137H7V139L8 138H10V139H17V140H19V141H30V139L31 138H33V137H31L30 138V135H32L33 134V131H30L31 129H30V127H31V122L27 125V121L25 120L26 118H27V115H29L30 114V112L28 111L29 110V105H27V102H28V100L30 99V97L32 96V98H31V100H30V103H33V104H38V102L39 101H41L43 98H44V96H45V94H46V96L49 94L48 93V91L50 90L49 88H50V85L51 84H54V83H50V82H52V78L54 77V76H56L57 77V79H58V81H61V82H63L64 84H65V86L67 87V86H72V81H71V79L67 76V75H61V74H65V73H68V72H72V70H65V69H63V70H53ZM57 68V67H56ZM119 69H120V67H118ZM134 68V67H133ZM191 68V67H190ZM196 68V67H195ZM215 68V67H214ZM214 68H213V70H214ZM226 68V67H225ZM259 68V69H260ZM8 69H10V67L8 68ZM39 69V68H38ZM51 69V70H50ZM72 69V68H71ZM132 69V68H131ZM205 69V68H204ZM221 69H223V68H221ZM220 69V70H221ZM240 69V68H239ZM243 69V68H242ZM258 69V70H259ZM1 70H2V68H1ZM34 70V72H35V69H33ZM48 70H50V71H48ZM105 70H106V68H105ZM219 70V69H218ZM217 70V71H218ZM219 70V71H220ZM225 70V69H224ZM233 70V69H232ZM237 70V69H236ZM235 70V71H236ZM245 70V69H244ZM246 70H247V66H246ZM263 70V69H262ZM4 71V70H3ZM8 71V70H7ZM28 71V70H27ZM36 71H38L37 69H36ZM68 71V72H67ZM80 71V70H79ZM121 71V70H120ZM126 71V70H125ZM131 71V70H130ZM129 71V72H130ZM136 71V70H135ZM215 71V70H214ZM216 71V72H217ZM229 71V70H228ZM234 71V70H233ZM241 70H238V72H240ZM250 71V70H249ZM249 71H248V73H247V79H249V80H251V82H246V80L244 81L243 80V84H244V86H242V87H240L241 85H242V81H238V82H240L241 83V85H239V89L236 91V92H232L231 94H230V96L228 97V98H225V99H222V100H220V101H218L217 102V99H216V101L214 102L213 101V99H212V101H213V106L211 107V108H213V112H212V115H210L211 116V118H210V127H212L213 129H210V128H208V126H207V128L203 131V133H202V138H199V139H201L202 141L201 142H205V145L202 147V149H203V153L204 154H200V156L201 155H203V156H211L212 157V154H214L213 152H214V149H216V151H215V155H217V153H221V152H224L223 151V144L225 145V143H227L228 142V140H226L225 138H224V135L226 134V133H228L229 131H231L230 130V127L231 126H228V121L226 122V123H224L223 125H221L220 126V121L218 120V118H219V112H218V110H217V107H220L221 108V113L222 114H224L225 115V108L226 107H228L227 109L229 110V112H228V114L225 116V118L227 117V119L229 118V117H232V116H234L237 112H238V110H239V108H238V105L236 104L237 102H238V104H239V102L242 100V99H246V97H244L245 96V94H247V93H244L246 90V88H250V86H251V90H255V88L257 87V86H255V88L254 87H252V83H253V81L255 82L257 79H259L258 77H257V74H253V72H252V74L251 73H249ZM260 71H261V69H260ZM0 72H2V71H0ZM6 72V71H5ZM33 72V71H32ZM64 72V73H63ZM81 72H90V70L88 69V70H86V71H81ZM110 72H112V71H110ZM110 72H109V74H110ZM149 72V71H148ZM191 72H193V68H192V71ZM195 72V71H194ZM204 72V71H203ZM202 72V73H203ZM213 72V71H212ZM225 72V71H224ZM223 72V73H224ZM230 72V71H229ZM247 72V71H246ZM245 72V73H246ZM251 72V71H250ZM23 73V74H24ZM80 73V72H79ZM128 73V72H127ZM133 73V72H132ZM131 73V74H132ZM198 73V72H197ZM206 73V72H205ZM208 73V72H207ZM218 73V72H217ZM221 73V72H220ZM220 73H219V75H220ZM227 73V72H226ZM242 73V72H241ZM244 73V72H243ZM243 73H242V76H244L243 75ZM258 73V72H257ZM260 73V72H259ZM5 73H3V75H4ZM7 74H9V72L7 73ZM6 74V75H7ZM24 74V75H25ZM56 74V75H55ZM112 74V73H111ZM110 74V75H111ZM119 74V73H118ZM230 74H231V72H230ZM261 74V73H260ZM2 75V76H3ZM136 75V74H135ZM168 75V74H167ZM193 75H195V74H193ZM200 75V74H199ZM216 75V74H215ZM218 75V74H217ZM235 75V74H234ZM233 75V76H234ZM246 75V74H245ZM128 76V75H127ZM134 76V75H133ZM138 76H140V75H138ZM152 76V75H151ZM229 76V75H228ZM4 77V76H3ZM2 77V78H3ZM22 77V76H21ZM114 77H115V74H114ZM114 77H113V79L111 78V79H107V80H105V82H106V86H108V88H112V89H114L115 87H118V88H116L115 90H113V92H109L107 95H105L104 96V102L105 103H107V105L109 104V102H110V104H111V101L112 100H114V102H115V100H117L116 102L117 103H120V104H122V105H120L119 107H115L116 109H118L119 111H117L114 107L112 108V106L110 107V110H109V113L108 114H110V116H112V114H113V116L112 117H110L111 119L110 120H107L106 118V120L107 121H103V119H104V117H103V119H102V121L100 122V121H98V117L96 118V117H90V120L92 119V120H94V124L95 123H98V125H102V127H109V128H106V132H107V130L112 134H116V136H119V139L120 138H122L123 140L125 139L126 140V136L123 138V137H120V134L118 133V129H120L121 130V128H125V130L126 129H128L129 127H131V126H133V125H136L135 123L132 125L131 124V121L130 120H125V118H124V116H126L127 114H128V112H126L125 111V105L129 102V100L130 101H132L133 103H135L134 105H139V107L140 108H138V109H140V114L138 115L139 117H141V115L143 114V112L145 111V110H147V108H148V116L146 115L147 114V112H145V115H144V117H145V119L144 120H146V122H147V126H148V123L149 122H151L152 120H156L157 119V117H159V114L157 113V107L155 106L157 103H156V101H153V97L151 96L152 94H149V95H146V93L144 92V95L145 96H143V95H141V94H139L138 93V95H137V93L136 94H134V93H128V91L125 89V87L123 88V87H121V86H124V85H119V86H117V84H114V83H117L116 81H115V79H114ZM129 77V76H128ZM135 77V76H134ZM167 77V76H166ZM202 77V76H201ZM217 77V76H216ZM1 78V79H2ZM5 78V77H4ZM23 78V77H22ZM22 78H19V79H22ZM37 78L41 81L42 80V84H43V87H42V89L40 88V86H37L36 84H35V81L37 80ZM121 78V77H120ZM125 78V77H124ZM123 78V79H124ZM133 78V77H132ZM152 78V77H151ZM200 78V77H199ZM134 80H135V78H133ZM137 79V78H136ZM203 79V78H202ZM213 79V78H212ZM225 79V78H224ZM230 79V78H229ZM237 79V78H236ZM240 79H241V77H240ZM243 79V78H242ZM241 79V80H242ZM245 79V78H244ZM262 79V78H261ZM260 79V80H261ZM86 80V79H85ZM151 80V79H150ZM159 80V79H158ZM162 80V79H161ZM160 80V81H161ZM215 80V79H214ZM220 80V79H219ZM1 81V80H0ZM7 81V80H6ZM21 81V80H20ZM25 81V80H24ZM24 81H21V82H24ZM118 81V80H117ZM159 81V82H160ZM178 81V80H177ZM203 82L205 81V80H202ZM212 81V80H211ZM235 81V80H234ZM3 82H4V80H3ZM3 82H1V84L3 83ZM17 82H19V81H17ZM17 82H15V83H17ZM20 82V83H21ZM85 82V81H84ZM124 82V81H123ZM136 83H137V81H135ZM139 82V81H138ZM145 82V81H144ZM158 81H155L154 83H152V85H147V86H144V89H147L149 92H153V90H154V88L156 87V85L159 83ZM197 82V81H196ZM222 82V81H221ZM257 82V81H256ZM260 82V81H259ZM5 83V82H4ZM6 83H8V82H6ZM8 83V84H9ZM128 83H129V81H128ZM128 83H126V84H128ZM161 83V82H160ZM205 83V82H204ZM224 83V82H223ZM227 83V82H226ZM228 83H230V82H228ZM236 83V82H235ZM119 84V83H118ZM121 84V83H120ZM173 84H175V82L173 83ZM177 84V83H176ZM179 84V83H178ZM210 84V83H209ZM13 85V84H12ZM20 85V84H19ZM136 85V84H135ZM138 86H139V84H137ZM182 85V84H181ZM202 85V84H201ZM201 85H196L195 84V89L196 90H201L203 87L201 86ZM205 85V84H204ZM218 85V84H217ZM223 85H225V84H223ZM227 85V84H226ZM231 85H233V83L231 84ZM260 85V84H259ZM1 86H3V84L1 85ZM18 85H16V87H17ZM53 86V85H52ZM126 86V85H125ZM137 86V87H138ZM179 86V85H178ZM208 86V85H207ZM215 86V85H214ZM263 86V85H262ZM7 87V86H6ZM21 87V86H20ZM19 87V88H20ZM25 87V83H24V86H23V88ZM141 87V86H140ZM169 87V86H168ZM187 87V86H186ZM219 87H221L220 85L218 86V88ZM230 87V86H229ZM228 87V88H229ZM18 88V87H17ZM75 90H76V95H77V97H75L74 96V92L72 91L73 90V87L71 88L72 90H71V92H73L72 93V97L73 98H70V99H72V102H71V104H68L69 102H68V100H67V102H66V99H65V103H66V106H69V107H72L71 109V114H72V116H70V118H69V123H70V125H74V124H76V125H78L79 126V128H78V133L80 134V136H81V138L83 137L82 136V134H81V132H80V126L82 127V123L79 121V119H78V113H79V108L78 107H80L82 104H86V103H84V98H82V95H84L85 94V86H83V85H79V84H77V85H75ZM177 88V87H176ZM181 88V87H180ZM194 88V87H193ZM208 88V87H207ZM217 88V87H216ZM224 88V87H223ZM222 88V89H223ZM259 88H260V86H259ZM262 88V87H261ZM261 88L259 89L260 90V92H259V95H258V97L261 95L260 93H261ZM49 89V90H48ZM139 89V88H138ZM141 89V88H140ZM164 89V88H163ZM188 89V87L187 88H184V90L186 91ZM234 89H235V87H234ZM257 89V88H256ZM2 90H4V89H2ZM7 90V89H6ZM16 90V89H15ZM116 90H119L118 91V93H116ZM136 90V89H135ZM203 90V89H202ZM206 90H208V89H206ZM210 90H212V89H210ZM221 91V88L220 89H218V92H220ZM233 90V89H232ZM19 91V90H18ZM21 91H22V88H21ZM121 91V92H120ZM180 91V90H179ZM190 91V90H189ZM213 91V90H212ZM216 91H217V89H216ZM234 91V90H233ZM2 92V91H1ZM20 92V91H19ZM50 92V91H49ZM70 92V93H71ZM133 92V91H132ZM163 92V91H162ZM165 92V91H164ZM168 92V91H167ZM178 91H171V92H168V93H166V94H164L163 96H162V100L164 101V102H162V103H165V105L167 104L168 105V103H169V105L172 107V108H170V106H169V108H170V110L169 111H171L170 113H169V115L170 116H168V118H167V120L169 121V123L171 122V132H173V131H175V130H177L176 128L177 127H175L174 125H175V123H177V122H179V123H182V120H181V118H182V116H181V113H180V115H174L173 117H172V111H173V107H176V110L177 109H179V106H180V104H181V100H183V97H182V99H180L179 97V95H178V93H177ZM181 92V91H180ZM199 92H201V91H199ZM205 92V91H204ZM209 92V91H208ZM217 92V93H218ZM222 92H225V89H223V91ZM4 93H6V92H4ZM4 93H2V94H4ZM48 93V94H47ZM60 93V92H59ZM58 93V94H59ZM87 93V92H86ZM96 93V92H95ZM160 93V92H159ZM184 93H186V92H184ZM188 93V92H187ZM214 93V92H213ZM243 93H244V95H243ZM33 94V95H32ZM64 94V93H63ZM154 95H155V92L153 93ZM157 94H158V91H157ZM180 94H182V92L180 93ZM200 94V93H199ZM204 94V93H203ZM221 94V93H220ZM222 94H224V93H222ZM226 94V93H225ZM8 95H9V93H8ZM19 95V94H18ZM56 95V94H55ZM94 95H96V94H94ZM183 96H184V94H182ZM181 95V96H182ZM190 95V94H189ZM195 95V94H194ZM211 95V93H209V96ZM218 95V94H217ZM10 96H8V98L10 97ZM45 96V98L44 99H46L47 97ZM49 96V95H48ZM86 96V95H85ZM90 96V95H89ZM186 96V95H185ZM184 96V97H185ZM198 96V95H197ZM196 96V97H197ZM208 96V95H207ZM208 96V97H209ZM212 96V95H211ZM210 96V97H211ZM226 96V95H225ZM262 96H263V94H262ZM2 97V96H1ZM65 97V96H64ZM93 97V96H92ZM189 96H187V98H188ZM200 97V96H199ZM204 97V96H203ZM219 97V96H218ZM3 98H4V96H3ZM91 98V97H90ZM96 98V97H95ZM94 98V100H96ZM102 98V97H101ZM100 98V99H101ZM191 98H192V95H191ZM217 98V97H216ZM241 98V99H240ZM2 99V98H1ZM6 98H4V100H5ZM23 99H25V101L23 100ZM41 99V100H40ZM44 99L42 100V101H44ZM48 99V98H47ZM51 99V98H50ZM69 99V98H68ZM88 99V98H87ZM91 99H93V98H91ZM126 99V100H125ZM160 100H161V97L159 98ZM180 99V100H179ZM211 99V98H210ZM186 100V99H185ZM184 100V101H185ZM191 101V102H193L191 99H189L188 98V101ZM195 100H197L196 98H195ZM8 101V100H7ZM26 102V103H24V105H23V111H22V113H20L19 114V108H20V102L22 103V102ZM47 101V100H46ZM56 101V100H55ZM90 101V100H89ZM103 101V100H102ZM101 101V102H102ZM198 101V100H197ZM196 101V102H197ZM211 101V102H212ZM10 102L11 103H13L12 102V100H11V97H10ZM48 102V101H47ZM51 102V101H50ZM97 102V101H96ZM101 102H98V104L99 103H101ZM113 102V101H112ZM115 102V103H116ZM131 102V103H132ZM195 102V101H194ZM200 102H202V101H200ZM248 102H251V93L248 95V97H247V103ZM29 103V102H28ZM53 102H51V104H52ZM92 103V102H91ZM151 103H153V104H151ZM186 103H189V102H186ZM203 103V102H202ZM216 103V104H215ZM242 103V102H241ZM246 103V104H247ZM13 104H15V103H13ZM25 104H26V106H25ZM41 104H43V102L41 103ZM48 104H49V102H48ZM51 104H49V106L51 105ZM55 104V103H54ZM92 104H94V103H92ZM113 104V103H112ZM195 104V103H194ZM206 104V103H205ZM210 104V103H209ZM209 104L208 105H206L207 107L206 108H210V106H209ZM4 105V104H3ZM7 105V104H6ZM31 105V104H30ZM44 105V104H43ZM47 105V104H46ZM95 105V104H94ZM93 105V106H94ZM114 105V104H113ZM129 105V104H128ZM150 105H151V107L153 108L152 109V111H150L149 109H151V107H150ZM183 106H185L184 105V103L182 104ZM187 105V104H186ZM198 105V104H197ZM196 105V106H197ZM212 105V104H211ZM13 106H15V105H13ZM48 106V105H47ZM84 106V105H83ZM91 106V105H90ZM101 106V105H100ZM100 106H99V109H101L100 108ZM104 106V105H103ZM161 106V105H160ZM195 106V105H194ZM199 106V105H198ZM205 106V105H204ZM248 106V105H247ZM24 107H26L25 109H24ZM35 107V106H34ZM33 107V108H34ZM55 107V106H54ZM128 107V106H127ZM189 107V106H188ZM190 107H191V105H190ZM240 107V106H239ZM9 108V107H8ZM8 108L6 107V109L8 110ZM33 108H30V110L31 109H33ZM50 108V107H49ZM48 108V109H49ZM89 108H92V107H89ZM97 108V107H96ZM133 108V107H132ZM182 108V107H181ZM186 108V107H185ZM203 108V107H202ZM219 108V109H220ZM4 108L2 107V105H0V113H1V115L2 116H4L3 114L4 113H6L7 111H6V109H5V111H3L2 112V110H3ZM10 109V108H9ZM12 109V108H11ZM16 109H18V110H16ZM35 109V108H34ZM175 109V108H174ZM182 109H184V107L182 108ZM194 108H192V110H193ZM226 109V111H228ZM252 109V108H251ZM24 110H25V112H24ZM37 110H38V107H37ZM41 110V109H40ZM43 110V109H42ZM90 110V109H89ZM89 110H88V112H89ZM98 110V109H97ZM97 110H96V112H97ZM187 110H189V108L187 109ZM200 110V109H199ZM254 110V109H253ZM34 111V110H33ZM44 111V110H43ZM48 111V110H47ZM46 111V112H47ZM91 111V110H90ZM93 111H94V109H93ZM100 111V110H99ZM107 111V110H106ZM135 111V110H134ZM161 111H162V109H161ZM166 111V110H165ZM190 111V110H189ZM189 111H187V114L186 115H190V113H188ZM203 111V110H202ZM211 111V110H210ZM263 111V110H262ZM10 112V111H9ZM38 112V111H37ZM45 112V111H44ZM52 112V111H51ZM81 112V111H80ZM83 112H85V111H83ZM82 112V113H83ZM88 112H86V113H88ZM178 112V111H177ZM260 112V111H259ZM29 113V114H28ZM36 113V112H35ZM39 113H40V111H39ZM38 113V114H39ZM48 113H50V111L48 112ZM85 113V114H86ZM95 113V112H94ZM98 113V112H97ZM97 113H95L96 115H100V113L99 114H97ZM131 115L133 114V112H129ZM137 113H139V112H137ZM192 113V112H191ZM207 113V112H206ZM220 113V114H221ZM261 113H264V112H261ZM51 115H52V113H50ZM84 114V113H83ZM107 114V115H108ZM166 114V113H165ZM165 114H164V116H165ZM183 114V113H182ZM193 114V113H192ZM201 114H202V112H201ZM200 114V115H201ZM210 113H208V115H209ZM32 115H35L34 113L32 114ZM40 115H42V113H40ZM44 115V114H43ZM51 115H49V116H51ZM81 115V114H80ZM90 115H91V113H90ZM103 115H104V113H103ZM106 115V116H107ZM162 115H163V113H162ZM8 116H9V114H8ZM7 116V119L9 118ZM82 116H84V115H82ZM101 116V115H100ZM199 116V115H198ZM222 116V115H221ZM221 116H220V118H221ZM1 117V116H0ZM38 117H39V115H38ZM48 117V116H47ZM87 117H88V115H87ZM102 117V116H101ZM101 117H99V118H101ZM130 117L131 116H127V119H130ZM139 117H138V120H139ZM143 117V116H142ZM142 117H141V119H142ZM188 117V116H187ZM191 118H192V116H190ZM203 117H205V115L203 116ZM209 117V116H208ZM224 117V116H223ZM3 117H1L0 119H2ZM30 118H32V120H33V116L32 117H30ZM44 118V117H43ZM83 118V117H82ZM189 118V117H188ZM199 119H200V117H198ZM207 118V117H206ZM236 118V117H235ZM251 118V117H250ZM6 119V118H5ZM37 119V118H36ZM42 119V118H41ZM48 119V124H50V122H51V118H47ZM84 119H87V121L89 120V118H84ZM83 119V120H84ZM132 119V118H131ZM192 119H194V118H192ZM202 119V118H201ZM208 119V118H207ZM3 121H6V120H4V118L2 119ZM31 120V121H32ZM82 120V119H81ZM159 120V119H158ZM175 120H176V122H175ZM189 120V119H188ZM198 120V119H197ZM223 120V119H222ZM248 120V119H247ZM16 121H18L19 122V124L16 122ZM43 121H44V119H43ZM126 121V122H125ZM184 121V120H183ZM194 121V120H193ZM204 121V123L206 122L205 120H203ZM226 121V120H225ZM224 121V122H225ZM37 122H40V121H37ZM46 122V121H45ZM92 122V121H91ZM139 122V121H138ZM144 122V121H143ZM145 122V123H146ZM160 122V121H159ZM201 122V121H200ZM209 122V121H208ZM222 122V121H221ZM241 122V121H240ZM262 122H264V121H262ZM2 123V122H1ZM6 123V122H5ZM15 123V126L20 130V132H17V133H19V134H15V133H13V132H11L10 131V128H11V125L12 124H14ZM43 123V122H42ZM47 123H45V125H47ZM87 123V122H86ZM133 123V122H132ZM142 123V122H141ZM155 123H156V121H155ZM236 123V122H235ZM239 123V122H238ZM243 123V122H242ZM35 124H36V122H35ZM90 123H88V125H89ZM92 124V123H91ZM139 124V123H138ZM158 124V123H157ZM156 124V125H157ZM206 125H207V123H205ZM33 125V124H32ZM39 126H41L42 124H38ZM69 125V124H68ZM96 125V124H95ZM98 125H96V127H98ZM141 125V124H140ZM145 125V124H144ZM144 125H142L143 126V128L144 127H146V126H144ZM13 126V125H12ZM36 126V125H35ZM65 126V125H64ZM204 126V125H203ZM234 126V125H233ZM1 127V126H0ZM42 127H45V126H42ZM42 127H41V130H44V129H42ZM86 127V126H85ZM90 127H93V126H91L90 125ZM153 127V126H152ZM154 127H155V125H154ZM235 127V126H234ZM233 127V128H234ZM33 128H35V127H33ZM37 128V127H36ZM39 128V127H38ZM47 128V127H46ZM69 128V127H68ZM141 128V127H140ZM170 128V127H169ZM237 128H239V127H237ZM247 128V127H246ZM9 129V134H7V130ZM17 129V130H18ZM25 129H26V131H25ZM50 129V128H49ZM49 129L47 128V130L49 131ZM64 129V128H63ZM89 129H92L93 130V132L94 131H96V129L95 128H89ZM3 130H4V127H3ZM12 130V129H11ZM24 130V131H23ZM38 129H36V132H38L37 131ZM40 130V131H41ZM51 130V129H50ZM136 130H138V128H136ZM140 130V129H139ZM142 130V129H141ZM146 130V129H145ZM148 130H149V128H148ZM156 130V129H155ZM154 130V133L153 132H151V133H153V138H155V139H153V138H148V140L150 139V141H153V142H146V145L148 146V147H150V148H154V150L153 151H159V152H162L163 154H162V158H160V160H158L156 157H154V160H155V158L158 160V161H156V162H154V163H152L154 166H162L166 171H167V173H170L171 175H174V173H173V169H174V166H176L177 164L176 163H179L180 162V160L181 159H183L184 158V156H183V154L182 153H180V151H179V149L177 148V144H176V138H175V135H173V137L171 138L172 140H171V143H169L170 142V139H167V141H169V142H166V143H164V142H157V141H155L154 142V140H156V137H155V135L157 134L156 133V131ZM169 130V129H168ZM168 130L166 131V132H168ZM45 131V130H44ZM66 133H67V136H69L71 139H72V141H73V143L74 144H76L77 143V141L74 139V137H75V132H73V131H71V130H68L67 128L64 130ZM135 131V130H134ZM213 131H215V133L213 134L212 132ZM90 132V131H89ZM105 132V131H104ZM170 132V133H171ZM182 132V131H181ZM47 133L48 132H45V134H43V131H42V133L40 132V134H43V137H44V135L46 136L47 135ZM65 133V134H66ZM126 133V132H125ZM139 133V132H138ZM142 134H143V132H141ZM147 133H149V132H147ZM156 133V134H155ZM178 133V132H177ZM201 133V132H200ZM105 134H107V133H105ZM105 134H104V137H105ZM123 134V133H122ZM136 134V133H135ZM229 134V133H228ZM3 135V134H2ZM38 135H39V133H38ZM108 135V134H107ZM139 135V137L138 138H136V139H139L140 140V142H143V141H145V138L144 137H147V136H143V138H142V136H140V134H138ZM169 135V134H168ZM227 135V134H226ZM238 135V134H237ZM243 135V134H242ZM242 135H240V137L238 138V140L240 139V140H242V142L243 143H245V149H243V151L242 152H244V154L243 155H245V157H246V159H245V161H244V164L246 165V169H245V171H246V176H244V178L243 179H239L238 178V180H234L235 178H232V181L230 182V183H227V178H223V180L222 181H220V183L216 180V183H213V186L212 185H210V187H207V191L205 192V193H203L202 195L204 196V198H205V201H206V204L205 205H202V207H201V211H202V215L204 214L205 215V213H207L208 211H209V208H210V205L212 204V202L213 201H216V200H218V201H225L226 199H230L231 198V196H233V190L231 189L232 187H235V186H239L240 184H241V182H239V181H243V180H246L245 178L247 177V178H249V180L247 181V184H249V183H251L253 180L251 179V177H259L260 176V173H258V167L260 166V163H259V161H258V158H255V153H251V143L252 142H254V141H252L251 140V137L252 136H246V134H245V137L244 136H242ZM41 136V135H40ZM110 136V135H109ZM111 136H114V135H111ZM137 136V135H136ZM227 136H229V135H227ZM226 136V137H227ZM42 137V136H41ZM106 137H108V136H106ZM231 137H233V136H231ZM230 137V138H231ZM235 137H236V135H235ZM40 138V137H39ZM101 138V137H100ZM111 138H113V137H111ZM110 138V139H111ZM115 138V137H114ZM128 138V137H127ZM167 138H169V137H167ZM234 138V137H233ZM232 138V139H233ZM6 139V138H5ZM104 139V138H103ZM103 139H102V142H103ZM144 139V140H143ZM166 139V138H165ZM192 139V138H191ZM197 139V138H196ZM228 139V138H227ZM231 139V140H232ZM32 140V139H31ZM36 140H37V138H36ZM91 140V139H90ZM107 140H109L108 138H107ZM112 140V139H111ZM110 140V142L111 143H113V146H114V142H112ZM239 140V141H240ZM243 140H245V142L243 141ZM11 141V140H10ZM16 141V140H15ZM87 141V140H86ZM105 141V140H104ZM138 141V140H137ZM190 141V140H189ZM4 142V140L3 139H0V145H2V144H4L3 143ZM41 142V141H40ZM92 142V141H91ZM97 141H95L94 143H96ZM119 142V141H118ZM139 142V143H140ZM196 142V141H195ZM198 142H199V140H198ZM256 142V141H255ZM8 143V142H7ZM16 142H13V144H15ZM19 143V142H18ZM29 143H32L31 141L29 142ZM81 143V142H80ZM149 143H151V144H149ZM175 143V144H174ZM197 143V142H196ZM232 143V142H231ZM12 143H8L6 146H4L3 147V149H4V159H5V162L4 163H1V160H0V178H2V181H3V179H4V181L2 182H0V190L2 191V190H5V191H7L8 189H6L5 188V186H6V184L8 183V185H11V183L10 182H8V181H10V178H11V180H12V183H14V191H12V193L10 192V193H8L7 192V194H5L4 196H2L1 195V192H0V208H6L9 212H11V214H12V212H14L15 211V209H18V210H16L17 212H18V215L20 216V219L24 222V224L25 225H27V219H28V217H27V215H29L30 216V214L31 213H29V214H27L28 213V211H30V209H33V208H35V210H36V212L37 213H39V211H40V208H41V205H42V203L44 202V201H38L37 203L35 202V200L37 201L38 199L37 198H34V202L36 203H30V199L28 198V199H26V200H24V202L25 203H22L23 204V210L21 211L20 210V206H21V204H20V202L17 200V196H18V194H19V192H20V195H22L21 193H22V191H24V190H27V184H28V182L29 181H33V180H35V178H34V176L32 175V174H28L27 172H26V170H25V167L27 166V165H29V162H28V160H29V157H30V152H31V145H29L28 147H29V149L28 150H22V147L20 146V149H18L17 148V145L15 146V145H13ZM91 144V143H90ZM100 144V143H99ZM107 144V143H106ZM124 144V143H123ZM135 144H136V142H135ZM144 144V143H143ZM173 144V145H172ZM191 144H192V141H191ZM199 144H201V143H199ZM212 144V145H211ZM219 144L221 145V146H219ZM228 144V143H227ZM230 144V143H229ZM228 144V145H229ZM23 145H24V143H23ZM34 145V144H33ZM36 145V144H35ZM34 145V146H35ZM78 145V144H77ZM92 145V144H91ZM90 145V146H91ZM103 144H101V146H102ZM110 145V144H109ZM109 145H107V147L109 146ZM120 145H122L121 143H120ZM172 145V147H171V149H170V151L168 152V149H169V147ZM185 145H187L186 143H185ZM203 145V144H202ZM230 145H232V144H230ZM235 145V144H234ZM89 146V147H90ZM94 146H96V144L94 145ZM104 147H105V145H103ZM102 146V147H103ZM116 146V145H115ZM138 146H140L139 144H138ZM137 146V147H138ZM195 146V145H194ZM199 146V145H198ZM239 146H240V144H239ZM24 147V146H23ZM88 147V148H89ZM101 147V148H102ZM106 147V148H107ZM120 147H122V146H120ZM124 147V146H123ZM136 147V148H137ZM144 147H145V145H144ZM200 147V146H199ZM229 147H231V146H229ZM232 147H233V145H232ZM25 148V147H24ZM34 148V147H33ZM85 149V150H83V151H81V152H79L78 153V156L76 157V159H75V162L77 163V167L75 168V171H74V173H75V179H76V181H74V182H71V184H72V186L70 185V184H68V182L66 181V180H64V178H62L61 177V175H60V169L62 168V163H60V162H55V160L52 158L51 160H50V164H49V162H48V164H49V166L47 167V174L49 173V171L51 170V173L49 174L50 176L48 177V180H47V186H46V188L47 187H49V186H51V187H53V181H56V183H58V184H65L66 186H71L72 188H73V192L72 193H70V195L72 194L73 195V201H74V206L76 207V205H75V200L77 201V199L78 198H80V200L81 199H83V200H85L86 201V204H88L87 206H88V208H87V215H86V219L88 218L89 219V221H91L92 219H93V212L95 211V209L96 210H98L99 209V207H101V204L106 200H108V199H110V197H112V196H115L116 197V195H115V193L116 192H118V188H119V186H121V189H122V196H123V198H124V204H129V203H131V200L132 199H130V197L131 196H129L128 195V191H127V185L125 186V182L123 183V180L121 181V176H118V175H116L115 174V170L116 169H118V155L116 154V153H114V151H113V154H112V152L110 153V151H108V149L107 150H105V151H102V149L100 150L99 148H100V146H99V148H98V152H100V154H98L97 155V161H96V164L94 165V166H99L100 168H101V177L100 178H103L106 174H110V177H111V179H110V182H109V184H110V190H109V192H110V194H111V196L110 197H107V198H105V196H103L102 194L103 193H101L100 191H99V189L97 190V191H95L94 189V187L93 186H91L90 185V187L87 189V188H85L86 186H84L83 188H82V186L81 187H75L78 183H79V181H80V178H81V176H82V174H83V172H84V167L89 163L88 161L89 160H91V157H92V154L90 153V151H89V149ZM95 148V147H94ZM192 148V147H191ZM213 148V149H212ZM227 148V147H226ZM243 148V147H242ZM122 149V148H121ZM141 149V148H140ZM185 149H187V148H185ZM200 149H201V147H200ZM240 149V148H239ZM29 150H30V152H29ZM114 150V149H113ZM123 150V149H122ZM254 150V149H253ZM256 150V149H255ZM107 151V155H106V152ZM118 151H119V149H118ZM117 151V152H118ZM146 151V150H145ZM149 151V150H148ZM187 151V150H186ZM198 151V150H197ZM238 151V150H237ZM28 153V155L26 156V153ZM37 152V151H36ZM125 152H127V151H125ZM130 152V151H129ZM142 152H144V151H142ZM147 152V151H146ZM145 152V153H146ZM159 152H158V155H159ZM253 152H255V151H253ZM137 153V152H136ZM140 153V152H139ZM186 153V152H185ZM194 153V152H193ZM196 153V152H195ZM228 153V152H227ZM235 153V152H234ZM257 153V152H256ZM112 154V155H111ZM118 154H120V152L118 153ZM122 154V153H121ZM120 154V155H121ZM144 154V153H143ZM152 154H154V153H152ZM198 154V153H197ZM228 154H230V153H228ZM227 154V155H228ZM241 154V153H240ZM25 155V156H24ZM41 155V154H40ZM115 155H117V156H115ZM119 155V156H120ZM125 155V154H124ZM126 155L128 156V154L126 153ZM137 154H135V156H136ZM185 155V154H184ZM190 155V154H189ZM234 155V154H233ZM18 156L19 157H21L20 158V160H19V162H18V164H17V167L16 168H14L13 169V167H14V165L16 164H14V162H15V160L17 161V159H18ZM126 156V157H127ZM143 156V155H142ZM142 156L141 155H138V156H136V159H137V157L138 158H142ZM144 156H145V158H147V161H149L150 160V154L148 153V154H144ZM143 156V157H144ZM154 156V155H153ZM182 156V157H181ZM192 156V155H191ZM197 156H199V155H197ZM196 156V154H194L193 155V157H197ZM218 156V155H217ZM217 156H215V157H217ZM232 156V155H231ZM237 156V155H236ZM240 156H242V155H240ZM40 157V156H39ZM128 157H130V155L128 156ZM132 157H133V155H132ZM152 157V156H151ZM159 157V156H158ZM207 157H206V159H207ZM219 157V156H218ZM217 157V158H218ZM238 158H239V154H238V156H237ZM31 158H32V156H31ZM201 158V157H200ZM213 158V157H212ZM212 158H211V160H212ZM220 158V157H219ZM223 158H225V156H223ZM244 158V157H243ZM27 159V165H25V167H24V175H23V177H21L20 176V169H21V166L24 164V162H25V160ZM133 159L134 158H132V161H133ZM135 159V160H136ZM202 159V158H201ZM204 159H205V157H204ZM228 159H230V158H228ZM234 159V158H233ZM260 159V158H259ZM32 160V159H31ZM37 160V159H36ZM35 160V161H36ZM45 160V159H44ZM169 160V161H168ZM184 160V159H183ZM203 160V159H202ZM209 160H210V158H209ZM222 160V159H221ZM237 160V159H236ZM87 163H86V162ZM137 161V160H136ZM135 161V162H136ZM184 161H187V160H184ZM200 160H199V158H197V160H195L194 162L195 163H198ZM213 161V160H212ZM215 161V160H214ZM220 161V160H219ZM240 161H242L241 159H240ZM242 161V162H243ZM2 162H3V159H2ZM43 162V161H42ZM41 162V163H42ZM53 162H55L56 164H54L53 165ZM85 162V163H84ZM134 162V161H133ZM133 162H132V164H133ZM138 162H140V161H138ZM203 163H202V165H203V168H206V169H210V171H212V170H214L215 168H213V166L215 165V163L214 164H212L211 162H206V160L204 161H202ZM221 162V161H220ZM224 162H226V161H224ZM237 163H238V160L236 161ZM31 163V162H30ZM44 163H45V161H44ZM129 163V162H128ZM150 163V162H149ZM148 163V164H149ZM181 163V162H180ZM227 163H229V162H227ZM235 163V162H234ZM239 163H241V162H239ZM47 164V165H48ZM138 164V163H137ZM136 164V165H137ZM144 164H145V162H144ZM151 164V163H150ZM165 164H166V166H165ZM233 164V163H232ZM261 164H262V162H261ZM31 165H33V162L31 163ZM146 165V164H145ZM183 165V164H182ZM216 165H218L217 163H216ZM222 165V164H221ZM224 165V164H223ZM234 165V164H233ZM238 165V164H237ZM38 166V165H37ZM46 166V165H45ZM128 166V165H127ZM130 166V165H129ZM140 166H142V165H140ZM150 166V165H149ZM165 166V167H164ZM219 166V165H218ZM218 166H217V168H218ZM38 167H41V166H38ZM133 167V166H132ZM142 167H144V166H142ZM151 167V166H150ZM230 167H231V165H230ZM233 167V166H232ZM237 167V166H236ZM240 167V166H239ZM244 167V166H243ZM131 168V167H130ZM134 168H135V166H134ZM137 168V167H136ZM149 168V167H148ZM152 168V167H151ZM222 168V167H221ZM225 168V167H224ZM261 167H259V169H260ZM124 169V168H123ZM145 169V168H144ZM144 169H143V171H144ZM159 169H162V168H159ZM163 169V170H164ZM226 169H228V168H226ZM83 170V171H82ZM126 170H128V169H126ZM126 170H124L125 172H128V171H126ZM139 170H140V168H139ZM149 170V169H148ZM158 170V169H157ZM216 170H218V169H216ZM253 171V172H251V171ZM121 171H122V169H121ZM137 171V170H136ZM142 171V172H143ZM154 171V170H153ZM162 171V170H161ZM224 171H226V170H224ZM231 171V170H230ZM46 172H44V173H46ZM118 172H120V171H118ZM123 172V171H122ZM124 172V173H125ZM132 172V171H131ZM138 172V171H137ZM144 172H146V171H144ZM158 172V171H157ZM164 172V171H163ZM215 172H218V171H215ZM240 172V171H239ZM13 173H15L14 175H13ZM26 173H27V178H28V180L29 181H23V180H25L24 178L26 177ZM121 173V172H120ZM147 173V172H146ZM152 174H154L153 172H151ZM150 173V174H151ZM158 173H160V172H158ZM162 173V172H161ZM166 173V172H165ZM211 173H213V171L211 172ZM220 173H222V172H219V174ZM230 173H232V172H230ZM236 173V172H235ZM126 174V173H125ZM124 174V176H125V179H126V176L127 175H125ZM137 174V173H136ZM144 174V173H143ZM155 174H157V173H155ZM163 175H164V173H162ZM176 174V173H175ZM218 173H217V176L219 175ZM225 174H226V172H225ZM239 174V173H238ZM237 174V175H238ZM262 174V173H261ZM264 174V173H263ZM12 175H13V178H12ZM141 175V174H140ZM171 175H166V177H164L165 178V182L167 181V184H168V180L170 179V178H168V177H170ZM222 175V174H221ZM242 175H244L243 173H242ZM109 176V175H108ZM124 176H122L123 178H124ZM157 176V175H156ZM159 176V175H158ZM161 176V175H160ZM159 176V177H160ZM175 176V175H174ZM223 176V175H222ZM228 176V175H227ZM241 176V175H240ZM129 177H130V175H129ZM172 177V176H171ZM213 177V176H212ZM241 177H243V176H241ZM9 178V179H8ZM152 178V177H151ZM163 178V179H164ZM175 178V177H174ZM221 178V177H220ZM264 178V177H263ZM162 179V180H163ZM166 179H168V180H166ZM213 179H215V178H213ZM228 179H229V176H228ZM252 181H251V180ZM256 178H254V180H255ZM128 180V179H127ZM131 179L129 178V181H130ZM160 180V179H159ZM172 180V179H171ZM175 180V179H174ZM258 180V179H257ZM259 180L261 181L262 179H260L259 178ZM264 180V179H263ZM102 181V180H101ZM101 181H98V182H101ZM109 181V180H108ZM126 181V180H125ZM153 181V180H152ZM23 182H24V184H23ZM97 182V183H98ZM119 182H120V184H119ZM171 182V181H170ZM214 182V181H213ZM132 183V182H131ZM159 183V182H158ZM157 183V184H158ZM172 183V182H171ZM156 184V183H155ZM170 184V183H169ZM212 184V183H211ZM254 184V183H253ZM253 184H251L252 186H253ZM29 185V184H28ZM33 185V184H32ZM98 185V184H97ZM172 185V184H171ZM231 185H233V186H231ZM38 186V185H37ZM257 186V185H256ZM70 187V188H71ZM100 186H98L97 188H99ZM127 187V188H126ZM153 187V186H152ZM158 187V186H157ZM225 187H227V188H225ZM35 188V187H34ZM248 188H249V186H248ZM263 188H264V186H263ZM13 189V188H12ZM37 189V191H39L38 189V187L36 188ZM42 189V188H41ZM43 189H45L44 187H43ZM51 189V188H50ZM159 189H161L160 187H159ZM253 189V188H252ZM10 190V189H9ZM48 190V189H47ZM132 190V189H131ZM235 190V189H234ZM40 191H42V190H40ZM254 191V190H253ZM25 192V191H24ZM23 192V193H24ZM28 192V191H27ZM34 192V191H33ZM158 192V191H157ZM6 193V192H5ZM36 193V192H35ZM38 193H40V192H38ZM75 193V194H74ZM159 193H161V192H159ZM233 193V194H232ZM31 194V193H30ZM151 195V194H150ZM162 194H160V196H161ZM142 196V195H141ZM160 196L158 197V199L160 200ZM173 196H175V198H176V193H175V191H174V193H173V195H170V196H168L166 199L168 200V207H169V210H173V208H174V204H175V199H174V197ZM29 197V196H28ZM35 197V196H34ZM72 197V196H71ZM156 197V196H155ZM39 198V197H38ZM69 198H70V196H69ZM68 198V199H69ZM127 198H129L130 200H127ZM24 199H25V197H24ZM33 199V198H32ZM156 200H157V198H155ZM44 200V199H43ZM72 200V199H71ZM83 200H81V201H83ZM178 200V199H177ZM237 200V199H236ZM61 201H63V200H61ZM179 201V200H178ZM235 201V200H234ZM238 201H239V199H238ZM68 202V201H67ZM78 202V201H77ZM80 202V201H79ZM84 202V201H83ZM177 202V201H176ZM225 203H227V201L225 202ZM230 203V202H229ZM73 204V203H72ZM135 204V203H134ZM66 205V204H65ZM64 205V206H65ZM106 205V204H105ZM195 205V204H194ZM230 205V204H229ZM45 206V205H44ZM43 206V207H44ZM47 206V205H46ZM58 206V205H57ZM74 206H72L71 208H75ZM80 207V205H77V207ZM87 206H85V207H87ZM129 206L130 205H128V208H129ZM132 206V205H131ZM152 206V205H151ZM48 207V206H47ZM47 207H45V210H47ZM138 207H140V206H138ZM225 207V206H224ZM228 207H231V206H228ZM233 207V206H232ZM66 209H67V207H65ZM103 208V207H102ZM106 208V207H105ZM77 209V208H76ZM80 209V208H79ZM84 209H86V208H84ZM234 209H235V207H234ZM1 210V209H0ZM6 210V211H7ZM50 210H51V207H50ZM49 210V211H50ZM54 210H55V208H54ZM64 210V209H63ZM70 210V209H69ZM99 210H101V208L99 209ZM104 210V209H103ZM130 210H132V209H130ZM236 210V209H235ZM2 211V210H1ZM7 211V213L5 212V214L3 215V219H2V221H3V224H2V227H1V232L3 233V236H2V234H1V236L0 237H3V238H5V239H3V240H5L4 242H6V243H8L9 245H8V248H7V252L9 253V254H11L10 253V251H13V249H17L18 248V244H22V241H21V238L18 236H16V234L14 233V231H5L4 230V227L3 226H6L5 225V222H7V220H8V218H7V215H8V217H9V215H10V213ZM57 211V210H56ZM73 213H74V209L73 210H71ZM80 211V210H79ZM86 211V210H85ZM126 211H128V210H126ZM170 211V212H171ZM225 211V210H224ZM32 212V211H31ZM65 212V211H64ZM83 213H84V211H82ZM81 212V213H82ZM96 212V211H95ZM103 214H104V211H101ZM100 212V213H101ZM129 212V211H128ZM33 213V212H32ZM35 213V212H34ZM71 213V212H70ZM70 213H68V212H66V213H61V215H54L53 213L50 215L49 214V212L48 211H43V212H41V214L40 215H38L39 216V218H41V219H45V218H49L48 220H46V221H44V222H38L39 224H37V223H34V224H36L37 226H44L45 228H46V230L47 231H52V233H55L56 232V228L57 229H59V225H65V219H67L68 218V215L67 214H70ZM75 213H77V212H75ZM75 213H74V216H75ZM127 213V212H126ZM85 214V213H84ZM103 214H102V217H103ZM132 214V213H131ZM173 214V213H172ZM190 213H188V215H189ZM17 215V214H16ZM15 215V216H16ZM32 215H34V214H32ZM79 215V214H78ZM96 215V214H95ZM179 215V214H178ZM177 215V216H178ZM228 215V214H227ZM0 219L2 218V215L0 214ZM181 216V215H180ZM17 217V216H16ZM31 217V216H30ZM35 217V216H34ZM33 217V218H34ZM37 217V216H36ZM76 217V216H75ZM83 217V216H82ZM96 217V216H95ZM128 217H130V216H128ZM176 217V216H175ZM183 217V216H182ZM97 218V217H96ZM101 218V217H100ZM126 218H127V216H126ZM168 218V217H167ZM170 218V217H169ZM171 218H172V216H171ZM177 218V217H176ZM180 218V217H179ZM31 219V218H30ZM83 219V218H82ZM85 219V218H84ZM85 219V220H86ZM128 219V218H127ZM228 219V218H227ZM32 220V219H31ZM69 220V219H68ZM85 220H83V221H85ZM168 220V219H167ZM179 220V219H178ZM221 220V219H220ZM1 221V220H0ZM86 221H88V220H86ZM108 222H110L111 220H107ZM171 221H173V220H171ZM235 221V220H234ZM30 222V221H29ZM78 222V221H77ZM124 222V221H123ZM139 222V221H138ZM21 223V222H20ZM79 223H80V220H79ZM79 223H78V227H80V225H79ZM90 223V222H89ZM95 223V222H94ZM125 223H126V221H125ZM170 223V222H169ZM218 223V222H217ZM232 223V222H231ZM23 224V223H22ZM88 224V223H87ZM111 224H112V222H111ZM141 224V223H140ZM82 225V224H81ZM127 225V224H126ZM173 225V224H172ZM189 225H190V223H189ZM219 225V224H218ZM10 226V225H9ZM19 226V225H18ZM20 226H23V225H20ZM74 227L76 226V225H73ZM86 226V225H85ZM85 226H83V227H85ZM103 226V225H102ZM138 226H139V224H138ZM142 226V225H141ZM12 227V226H11ZM25 227V226H24ZM27 227V226H26ZM43 227V228H44ZM77 227V226H76ZM77 227V228H78ZM105 227V226H104ZM112 227H114V226H112ZM230 227V226H229ZM262 227V226H261ZM9 228V227H8ZM8 228H7V230H8ZM137 228H139V227H137ZM136 228V229H137ZM171 228V227H170ZM218 228V227H217ZM12 229V228H11ZM80 230H81V228H79ZM87 229V228H86ZM107 229V228H106ZM106 229L104 230L105 231V233H106ZM112 229V228H111ZM118 229H120V228H118ZM117 229V230H118ZM187 229V228H186ZM17 230H19V228L17 229ZM27 230H29V229H27ZM40 230H41V228H40ZM103 230V229H102ZM124 230V229H123ZM143 230V229H142ZM190 230V229H189ZM198 230V229H197ZM235 230V229H234ZM262 230H264V227L262 228ZM42 231V230H41ZM111 231V230H110ZM187 231H188V229H187ZM241 231V230H240ZM31 232V231H30ZM46 232V231H45ZM101 230H100V232H99V234L98 233H96V234H98V236L96 235V239H97V241H99L100 243H101V246L102 245H104L105 244V242L103 243V239H102V235H101ZM125 232V231H124ZM140 231H137V236L139 235L138 233H139ZM144 232V231H143ZM196 232V231H195ZM262 232H264V231H262ZM25 233V232H24ZM42 233V232H41ZM83 233H85V232H83ZM90 233V232H89ZM123 233V232H122ZM176 233V232H175ZM261 233V232H260ZM107 234V233H106ZM123 234H125V233H123ZM127 234V233H126ZM188 234V233H187ZM189 234H190V232H189ZM191 234H192V232H191ZM11 236L12 237V239H11V241H9L8 240V236ZM82 233L81 234H77V233H75L74 235H73V238L71 239V240H69V242L70 243H65V244H56L55 245V243H54V246H53V250L55 251V249H56V247L58 248V249H64V250H68L69 251V248H75L76 250H78L79 248H80V246H84V247H86V249L84 250V251H86L87 249L88 250H90L91 249V247H95V240H94V238L95 237H91L90 236V238H87V237H89V236H86V234L85 235H82ZM105 235V234H104ZM112 235V234H111ZM111 235H110V237H111ZM118 235V234H117ZM132 235H133V233H132ZM131 235V236H132ZM144 235H145V233H144ZM241 235V234H240ZM22 236H23V234H22ZM26 236V235H25ZM93 236V235H92ZM123 236H126V235H123ZM131 236H130V238H131ZM134 236H136V235H134ZM141 236H143V234H141ZM187 236V235H186ZM190 236V235H189ZM188 236V237H189ZM197 236V235H196ZM200 236V235H199ZM48 237V236H47ZM57 237V236H56ZM55 237V238H56ZM175 237V236H174ZM185 237V236H184ZM192 237H193V235H192ZM242 237V236H241ZM264 237V236H263ZM26 238V237H25ZM29 238V237H28ZM46 238V237H45ZM44 238V239H45ZM51 238V237H50ZM54 238V237H53ZM107 238V237H106ZM134 238V237H133ZM142 238V237H141ZM141 238H140V243H141ZM194 238H195V236H194ZM256 238H258V236L256 237ZM262 238V237H261ZM2 239H0L1 241H2ZM20 239V240H19ZM186 239V238H185ZM191 239H193V238H191ZM200 239V238H199ZM259 239H260V234H259ZM259 239H257V241L259 242ZM46 241H48L47 239H45ZM56 240V239H55ZM54 240V241H55ZM107 240V239H106ZM114 240V239H113ZM122 240V239H121ZM190 240V239H189ZM252 240V239H251ZM261 240V245L259 244L258 245V243H257V245L256 244H252V245H254L255 247V250H257L258 248H260L262 245L264 246V238L263 239H260ZM0 241V245L2 244V242ZM50 241V240H49ZM53 241V240H52ZM119 242H120V240H118ZM123 241H125V240H123ZM203 241V240H202ZM43 242H44V240H43ZM56 242H57V240H56ZM115 242V241H114ZM191 242V241H190ZM193 242H195L194 240H193ZM48 243V242H47ZM51 243V242H50ZM124 242H122V245L124 246V244H123ZM235 243V242H234ZM112 244V243H111ZM126 244V243H125ZM195 244V243H194ZM44 245V244H43ZM105 246V245H104ZM115 246V245H114ZM121 246V245H120ZM122 246V247H123ZM139 246V245H138ZM42 247V246H41ZM55 247V248H54ZM81 247V248H82ZM128 247V246H127ZM249 247H251V244L249 245ZM34 248V247H33ZM40 248V247H39ZM43 248H45L44 246H43ZM90 248V249H89ZM120 248V247H119ZM125 248V247H124ZM130 248V247H129ZM35 249H36V247H35ZM38 249V248H37ZM41 249V248H40ZM39 249V250H40ZM127 249V248H126ZM141 249V248H140ZM253 248H251L250 250H252ZM42 250V249H41ZM37 251V250H35L36 252L34 253V257H33V260H35L36 259V257H46V259H47V262H48V260H51V257L49 256V254H57L56 253V251H55V253H53V251L52 252H47V251ZM49 250H50V248H49ZM71 250V249H70ZM74 251V250H71V251H73V252H75V253H73V254H76L75 256L76 257H78V258H81V256H79L78 255V251ZM154 250H156V249H154ZM158 250V249H157ZM254 250V251H255ZM82 251V250H81ZM92 251V250H91ZM91 251H90V253H91ZM107 251V250H106ZM112 251V250H111ZM121 251H122V249H121ZM125 251V250H124ZM123 251V252H124ZM153 251V250H152ZM14 252V251H13ZM87 252V251H86ZM129 252H131V251H129ZM260 252V251H259ZM69 253V252H68ZM90 253H87V255H86V257L90 254ZM101 253V252H100ZM104 253V252H103ZM116 254H118L120 257H122V258H126V259H128V256H126V257H124V255L121 253V252H115ZM133 253V252H132ZM255 253V252H254ZM102 254V253H101ZM112 254V253H111ZM127 254H131V253H127ZM150 254V253H149ZM152 254L153 253H151V256H152ZM155 254V253H154ZM58 255V254H57ZM56 255V256H57ZM156 255V254H155ZM11 255H9V257H10ZM62 256H63V253H62ZM106 256H108V255H106ZM119 256H117V257H119ZM147 256H148V254H147ZM146 256V257H147ZM150 256V257H151ZM158 256V255H157ZM259 256V255H258ZM113 257H115V256H113ZM117 257H116V259H117ZM145 257V258H146ZM8 258V255H7V257H6V260H8L7 259ZM73 258H74V256L73 255H70V257L69 258H66V259H64L66 262H71V264H73L72 263V261H73ZM106 258V257H105ZM149 258V257H148ZM152 258V257H151ZM147 259V258H146ZM153 259H154V256H153ZM60 260V259H59ZM63 260V261H64ZM119 260V259H118ZM13 261V260H12ZM126 261V260H125ZM148 261V260H147ZM151 261V260H150ZM9 262V261H8ZM8 262H7V264H8ZM47 262H46V264H47ZM49 262H51V261H49ZM86 262L88 263H92L91 262V254H90V257H89V259L88 260H86ZM12 264H21V263H19V262H16V261H14V262H11ZM30 263V262H29ZM1 264H5V258H3L2 259V262H1ZM50 264H52V263H50ZM75 264V263H74ZM125 264H126V262H125Z\"/></svg>",
    "mask_w": 264,
    "mask_h": 264
},
{
    "label": "rangeland",
    "instance_id": "rangeland-1",
    "mask_svg": "<svg viewBox=\"0 0 264 264\" xmlns=\"http://www.w3.org/2000/svg\"><path fill=\"white\" fill-rule=\"evenodd\" d=\"M3 2H4V0H2ZM1 0H0V16L2 15V13H3V10L1 9V8H3V6H4V4H3V2H2ZM19 1V0H18ZM100 1V2H99ZM110 1H114V0H90V2L91 3H94L95 2V4H98L99 6H100V11H101V13L100 14H97V16H94V20H95V23H90L91 25H93L94 26V28L92 29V28H90L89 26L88 27H85V28H83L82 29V31H84V34H87L88 32H89V35L90 34H92L93 32H95L96 33V35H97V39H99L100 40V38L102 39V34H101V32L102 31H100V19H102V17H103V15H104V11L102 10V9H104V4L106 5L108 2H110ZM249 1V2H248ZM260 2V3H259ZM30 3H31V1H30ZM224 3H225V5H226V10H227V13H228V15H229V20H231V19H234V20H236V18L237 17H239V20L241 19H243L242 21L243 22H241L240 23V27H239V31L236 33V37L238 38H236V45H235V47L234 48H236L235 50H236V54H238L237 56H239L240 55V57L243 59L242 61L243 62H245V65L247 66V72L245 73L246 75H247V73H248V71H249V73H251L252 74V72H253V74L255 73V74H257V77L259 78L258 80L260 81V88H261V95L258 97V95H254V94H252L253 96H252V98H251V102H248L247 103V99H242L240 102H239V104H238V102L236 103L237 105H238V108H239V110H238V112L234 115V116H232V117H229L228 119H227V117L225 118V116L228 114V112H229V110L227 109L228 107H226L225 108V115H222L221 116V118L219 117L218 118V120L220 121V126L221 125H223L224 124V121L225 122H229L228 123V126H231L230 127V130L231 131H229L228 133H226L227 135H229V137H231V136H233V137H231V138H233L232 140H236V138H235V135L236 136H240V135H242V136H244L245 137V134H246V136L248 135V136H252L251 137V140L252 141H254V142H252L251 143V147L252 148H254V149H256V152H257V154L255 153V158H258V161H259V163L261 164V162H262V165H264V122H262V121H264V113H261V112H264V67H263V65H262V63H264V0H224ZM254 3V4H253ZM20 4V3H19ZM74 4H71V5H69V6H66V7H64L63 9L62 8H60V7H56V8H53L52 10H51V12H50V16H49V14L47 15V16H45L44 18L43 17H41V18H37V20H35L34 22H41L42 20H45V19H54V18H56V17H58V16H61L62 14H64V13H67V12H69L70 10H75V8H77V7H79L78 5H77V7H74L73 6ZM102 5V6H101ZM84 5H81L80 7H83ZM59 8V9H58ZM6 11V10H5ZM238 11V12H237ZM254 11V12H253ZM257 11H259L258 12V14H259V16L257 15ZM2 12V13H1ZM240 12V13H239ZM262 12V13H261ZM232 13V14H231ZM235 14V15H234ZM242 14V15H241ZM261 14V15H260ZM56 15V16H55ZM252 15V16H251ZM4 17V19H5V12H4V15H3ZM249 16L251 17V19L250 20H247L248 18H249ZM122 17V16H121ZM120 16H118V18H117V21H120V18H121ZM236 17V18H235ZM241 17V18H240ZM98 19V20H97ZM245 19V20H244ZM99 22V25H98V23L97 22ZM248 21V22H247ZM18 26V28L16 27V28H12V29H14V30H22V28L24 27V26H26V25H22V24H17ZM20 27V28H19ZM25 28V27H24ZM262 28V29H261ZM90 29V30H89ZM93 31H92V30ZM3 31H5V30H3ZM2 30H0V36L2 35L1 33L3 32ZM79 31L77 30L75 33L73 32V34L71 35V40H72V45L71 46H73V44H74V40H76V38H77V36H78V33ZM81 32V31H80ZM92 32V33H91ZM21 36H23V37H26V39L27 40H30V42L32 41L33 42V40L35 39L34 38V36H31V35H29L28 34V31H27V29L25 30H23V33H22V35ZM104 36V35H103ZM257 36V37H256ZM36 37V36H35ZM246 37V38H245ZM75 38V39H74ZM98 40V41H99ZM261 40V41H260ZM101 43H103L104 45H105V43L104 42H102V40L100 41ZM25 43H27V48L29 47V49H31L30 48V46L29 45H31V44H29L28 42H25ZM117 43V44H116ZM116 43H112V44H109L110 46H107L109 49H111L110 50V52H113L114 54H116V55H118L119 53H120V57H121V54H123V52L125 51V50H128V48L125 46V45H123V44H121V43H119V42H116ZM247 43V44H246ZM116 44V45H115ZM119 44V45H118ZM246 44V45H245ZM261 44V45H260ZM26 45V44H25ZM71 46H69V49L71 50L72 49V47ZM112 46V47H111ZM116 47V48H115ZM113 48V49H112ZM239 48V49H238ZM117 50V52H115L116 50ZM120 51H119V50ZM122 49V50H121ZM27 49H25V50H23V51H26ZM238 51V52H237ZM235 52V51H234ZM21 53H24V57H26V55H27V60L25 59L22 63H21V67H25L27 64H29L28 62L30 61V64H31V62L32 61H34V60H32V53L29 51V53H27V52H21ZM108 53H109V51H108ZM242 54H244V55H242ZM256 54H257V56H256ZM19 55H21L20 53H19ZM28 55H30V56H28ZM22 56V55H21ZM29 57V58H28ZM240 57H236V61H237V59H241ZM244 57V58H243ZM30 59V60H29ZM245 59V60H244ZM247 59V60H246ZM248 59H251V60H249L248 61ZM64 61H65V58H63V57H60V56H57V57H54L53 56V58H52V56H49L48 55V59H40V60H38L37 61V59H35V61L34 62H32V64L28 67V68H26L25 70H26V72L28 73L29 72V74H30V71L32 70V69H35V73L37 72V73H40L41 71H43V67H46V66H48V67H53V66H55V65H59V66H61V65H63L64 64ZM235 61V62H236ZM241 61V62H242ZM251 61V62H250ZM254 61V62H253ZM230 63V65L227 67V66H224L223 67V65L222 66H219V67H216V68H214V67H201L197 72H198V75L196 76V78H194V79H191L190 81H188V82H182V83H177V82H175V85H177L175 88H173L172 90H170V91H168V92H171V91H178L177 93H178V95L180 96L179 98L180 99H182V97H183V100H181V104H180V106H179V109H177L176 110V107H173V111H172V117L174 116V115H180V113H181V116H182V118H181V120H182V123H179V122H177V123H175V127H177L176 129L177 130H175V131H173V135H175V138H176V146H177V148L179 149V151H180V153H182L183 155H184V153H185V151H186V149L185 148H187L189 145H191V141H192V143L193 142H195L196 140L198 141V140H200V141H202L201 139H199V138H202V133H203V131L207 128V126H208V128H210V129H213L212 127H210L209 125H210V118H211V116L210 115H212V112H213V108H211L212 106H213V101H212V98L214 97V96H216V94H219V92H218V86L216 85V83H218V85H220L221 87H219V89L221 88H223V89H225V93H227V95H229V93L231 92V91H233L232 89H234V87H235V89H237L236 87L238 86V83H237V79H235V81L234 82H232L231 81V79H229L230 77L228 76V75H226V74H224L223 73V71H224V69H226V70H229L230 72H232L234 69H236L237 68V65H236V63ZM238 62V61H237ZM248 62H249V64H248ZM48 64V65H47ZM238 64H239V62H238ZM44 65V66H43ZM261 65H262V67H261ZM41 66H42V68H41ZM251 66V67H250ZM261 68H260V67ZM226 67V68H225ZM39 68V69H38ZM41 68V69H40ZM205 68V69H204ZM213 68H214V70H213ZM221 68H223V69H221ZM252 68H255L254 70L252 69ZM261 69V71H260V69ZM36 69L38 70V71H36ZM53 70L55 69V68H52ZM220 71H219V70ZM233 69V70H232ZM259 69V70H258ZM263 69V70H262ZM28 70V71H27ZM51 70V69H50ZM50 70H48V71H50ZM218 70V71H217ZM34 71V70H33ZM40 71V72H39ZM204 71V72H203ZM213 71V72H212ZM218 73H217V72ZM158 71L157 70H153L152 72H151V74H155V73H157ZM203 72V73H202ZM206 72V73H205ZM208 72V73H207ZM221 72V73H220ZM258 72V73H257ZM261 74H260V73ZM24 72H22V74L19 72V75H20V77L19 78H22V80L24 81V82H22V87L24 86V83H25V87L24 88H28V84H27V86H26V83H27V78L28 77H26V74L24 75L23 74ZM36 73V74H37ZM118 73H124V72H118ZM219 73H220V75H219ZM106 74L107 73H105V74H99V75H96L94 78L95 79H97L98 80V84L97 85H99L100 87H102V89H110V88H108L107 86H106V82H105V79L107 80V79H111V78H106L107 76H106ZM200 74V75H199ZM216 74V75H215ZM218 74V75H217ZM235 74V73H234ZM91 75V77H93L92 76V74H90ZM22 76V77H21ZM202 76V77H201ZM217 76V77H216ZM224 77L225 78V80H223V82H221V80H219V78L220 77ZM200 77V78H199ZM203 78V79H202ZM213 78V79H212ZM223 78V79H224ZM239 78V77H238ZM262 78V79H261ZM29 79V78H28ZM215 79V80H214ZM261 79V80H260ZM85 80V79H84ZM202 80H205L204 82L202 81ZM208 80H213V83H215V86H214V84H212V87H211V89L213 90H210V88L208 87L207 88V86H205L204 84H208L209 82H207ZM219 80V81H218ZM239 80V79H238ZM197 81V82H196ZM41 83H42V80L40 81ZM228 82H230V83H233V85H231L230 83H227ZM236 82V83H235ZM177 83V84H176ZM222 83V84H221ZM182 84V85H181ZM195 84L197 85H201L203 88V90L201 89V90H196L195 89ZM223 84H225V85H223ZM227 84V85H226ZM230 84V85H229ZM89 85V86H88ZM88 85H85V91L87 92H85V94L84 95H82V98H84V103H86V104H82L80 107H78L79 108V110L81 111H79V113H78V119H79V121L83 124L82 126L85 128V129H88V128H95L96 129V131H94L93 132V130L92 129H89V130H91V132L90 133H88L87 134V136L86 137H91V134L92 135H96V139L97 140H95V141H97L96 143H94L93 142V146L96 144V146L95 147H99V146H101V144H103V145H105V147L103 146H101L99 149L101 150L102 149V151H105V150H107L108 149V151H110V152H113L114 151V153H116V151L118 150V147H117V141L116 142H114V137L116 138V134H111L108 130H107V132H106V128H109L108 126L106 127H102V125H98V123H95L96 125H98V127H96V125L93 123L94 122V120H90V117L92 116V117H96L97 119H98V121H102V119H103V117H104V119H103V121H107V120H110L111 118L110 117H112L113 116V114H112V116H110V114H108L109 113V110H110V107L112 106V108L114 107H119L120 105H122V104H120V103H117L116 101L117 100H115V102H114V100H112L111 101V104H110V102H109V104L107 105V103H105L104 102V95H105V93L103 92V93H101V94H97V92L95 91V88H94V86H95V83H93V82H91V84H88ZM179 85V86H178ZM263 85V86H262ZM117 86H119V85H117ZM188 87V89L185 91L184 90V88H187ZM230 86V87H229ZM258 86V87H259ZM103 87H105V88H103ZM125 87V89L128 91V93L130 92V93H134L135 94V91H134V87L133 86H131L130 84L129 85H124L123 86V88ZM181 87V88H180ZM194 87V88H193ZM217 87V88H216ZM229 87V88H228ZM206 89H208V90H206ZM216 89H217V91H216ZM222 89V90H223ZM182 92V94H184V96L182 95V94H180L181 92ZM190 90V91H189ZM222 90H221V92H222ZM118 91L119 90H116V93H118ZM133 91V92H132ZM163 91V92H162ZM165 90H159L158 92H160V95H164V94H166V93H168L167 91H165ZM199 91H201V92H199ZM205 91V92H204ZM209 91V92H208ZM220 91V90H219ZM96 92V93H95ZM110 92H113V90H110ZM121 92V91H120ZM157 92V91H156ZM155 92V95L152 93V97H154L155 98V100H157V102H159L160 101V99H159V96L158 95H156L157 93ZM184 92H186V93H184ZM188 92V93H187ZM213 92H216V94L215 93H213ZM218 92V93H217ZM200 93V94H199ZM204 93V94H203ZM209 93H211V97L209 96ZM94 94H96V95H94ZM190 94V95H189ZM195 94V95H194ZM262 94H263V96H262ZM33 95V94H32ZM86 95V96H85ZM90 95V96H89ZM149 95V94H148ZM182 95V96H181ZM191 95H192V98H191ZM198 95V96H197ZM209 97H208V96ZM93 96V97H92ZM143 96H145V95H143ZM187 96H189L188 98L189 99H191L193 102H191L190 100L188 101V98H187ZM197 96V97H196ZM200 96V97H199ZM204 96V97H203ZM230 96V95H229ZM93 98V99H91V98ZM96 97V98H95ZM102 97V98H101ZM31 98H32V96L30 97V99L28 100V102H27V105H29V109H30V107L33 105V103H30V100H31ZM88 98V99H87ZM94 98L96 99V100H94ZM101 98V99H100ZM195 98L198 100H195ZM211 98V99H210ZM179 99V100H180ZM186 99V100H185ZM241 99V98H240ZM20 100V99H19ZM90 100V101H89ZM103 100V101H102ZM126 100V99H125ZM185 100V101H184ZM24 101H25V99H24ZM22 102V104L24 105V103L25 102ZM97 101V102H96ZM102 101V102H101ZM197 101V102H196ZM200 101H202V102H200ZM212 101V102H211ZM94 103V104H92V103ZM98 102H101V103H99L98 104ZM132 101H130L129 100V102L125 105V111L126 112H128V114L126 115V116H124V118H125V120H130L131 121V124L133 125L134 123L136 124V125H140V126H142V125H147V122H146V120H144L145 119V117H144V115H145V112H147V116H148V111H144L143 112V114L141 115V117H142V119H141V117H139L138 115L140 114V109H138V108H140L139 107V105L137 106V105H134L135 103H131ZM156 102V103H157ZM186 102H189V103H186ZM242 102V103H241ZM114 105H113V104ZM184 103V105L185 106H183L182 104ZM195 103V104H194ZM206 103V104H205ZM210 103V104H209ZM247 103V104H246ZM31 104V105H30ZM129 104V105H128ZM187 104V105H186ZM199 106H198V105ZM209 104V106H210V108L208 109V108H206L207 106L206 105H208ZM212 104V105H211ZM84 105V106H83ZM91 105V106H90ZM94 105V106H93ZM101 105V106H100ZM104 105V106H103ZM190 105H191V107H190ZM195 105V106H194ZM197 105V106H196ZM205 105V106H204ZM248 105V106H247ZM21 106V105H20ZM99 106H100V108L101 109H99ZM128 106V107H127ZM168 107L170 106L169 105V103H168V105H167ZM189 106V107H188ZM240 106V107H239ZM18 107H19V101H18ZM89 107H92V108H89ZM97 107V108H96ZM133 107V108H132ZM184 107V109H182V108ZM186 107V108H185ZM203 107V108H202ZM170 108H172L171 106H170ZM175 108V109H174ZM189 108V110H187ZM192 108H194L193 110H192ZM252 108V109H251ZM20 109V108H19ZM91 111H90V110ZM93 109H94V111H93ZM98 109V110H97ZM116 109V108H115ZM200 109V110H199ZM226 109L228 110V111H226ZM254 109V110H253ZM88 110H89V112H88ZM96 110H97V112H96ZM100 110V111H99ZM107 110V111H106ZM117 111H119L118 109H116ZM135 110V111H134ZM150 110V109H149ZM203 110V111H202ZM211 110V111H210ZM263 110V111H262ZM83 111H85V112H83ZM159 111V110H158ZM178 111V112H177ZM187 111H189L188 113H190V115L188 114V115H186L187 114ZM220 111H221V108L220 109H218V112L220 113ZM260 111V112H259ZM84 114H83V113ZM86 112H88V113H86ZM97 113V114H99L100 113V115L102 116H100V115H96L95 113ZM129 112H133V114L131 115ZM137 112H139V113H137ZM193 114H192V113ZM201 112H202V114H201ZM207 112V113H206ZM86 113V114H85ZM90 113H91V115H90ZM103 113H104V115H103ZM183 113V114H182ZM208 113H210L209 115H208ZM29 114V113H28ZM81 114V115H80ZM108 114V115H107ZM201 114V115H200ZM82 115H84V116H82ZM87 115H88V117H87ZM107 115V116H106ZM199 115V116H198ZM205 115V117H203ZM48 116V114H47V112L46 113H44V115H42V117H45V118H48L47 117ZM127 116H131L130 117V119H127ZM189 118H188V117ZM190 116H192V118H194V119H192ZM209 116V117H208ZM224 116V117H223ZM31 117V115H27V118H26V121H27V125L31 122V121H28L27 119L28 118H30ZM83 117V118H82ZM99 117H101V118H99ZM138 117H139V120H138ZM198 117H200V119L198 118ZM208 119H207V118ZM236 117V118H235ZM251 117V118H250ZM84 118H89V120L87 121V119H84ZM107 120H106V119ZM132 118V119H131ZM202 118V119H201ZM11 119V118H10ZM82 119V120H81ZM84 119V120H83ZM189 119V120H188ZM198 119V120H197ZM223 119V120H222ZM248 119V120H247ZM48 120V119H47ZM184 120V121H183ZM194 120V121H193ZM203 120H205L206 122L205 123H207V125L204 123V121ZM92 121V122H91ZM139 121V122H138ZM144 121V122H143ZM201 121V122H200ZM209 121V122H208ZM222 121V122H221ZM241 121V122H240ZM87 122V123H86ZM126 122V121H125ZM133 122V123H132ZM142 122V123H141ZM146 122V123H145ZM175 122H176V120H175ZM236 122V123H235ZM239 122V123H238ZM243 122V123H242ZM8 121H7V123H6V125L8 126ZM88 123H90L89 125H88ZM92 123V124H91ZM139 123V124H138ZM4 126V130H3V134H5V131H6V128H7V126ZM90 125L91 126H93V127H90ZM204 125V126H203ZM235 127H234V126ZM86 126V127H85ZM234 127V128H233ZM237 127H239V128H237ZM247 127V128H246ZM31 128V127H30ZM105 131V132H104ZM182 131V132H181ZM178 132V133H177ZM201 132V133H200ZM86 133V132H85ZM105 133H107V134H105ZM127 136H126V143L124 144V149H127V152H129L130 151V153L133 151V149H134V140L136 139V138H138L139 137V135L138 134H135L134 132H133V129H132V127H129L128 129H127ZM7 134H9V129L7 130ZM104 134H105V137H104ZM238 134V135H237ZM110 135V136H109ZM111 135H114V136H111ZM137 135V136H136ZM106 136H108V137H106ZM30 137H31V135H30ZM99 137V138H98ZM101 137V138H100ZM111 137H113V138H111ZM128 137V138H127ZM104 138V139H103ZM107 138L109 139V140H107ZM112 140H111V139ZM192 138V139H191ZM197 138V139H196ZM35 138H32V140L31 141H33L35 144H36V146H37V142H36V140H34ZM102 139H103V142H102ZM117 139V138H116ZM105 140V141H104ZM110 140L112 141V142H114L115 144H114V146H113V143H111L110 142ZM120 140V139H119ZM190 140V141H189ZM99 141H101V142H99ZM256 141V142H255ZM21 142V144H23L24 143V145H22V146H25L26 148H27V150L29 149V145H31V148H32V144L31 143H29L30 141L28 140V141H20ZM18 143V142H17ZM100 143V144H99ZM107 143V144H106ZM121 143H122V141H121ZM185 143L187 144V145H185ZM110 144V145H109ZM175 144V143H174ZM202 144H203V146L205 145V142H202ZM15 146L17 145V148L18 149H20V144H14ZM107 145H109L108 147H107ZM116 145V146H115ZM212 145V144H211ZM29 146V147H28ZM206 146V145H205ZM219 146H221L220 144H219ZM223 146H224V144H223ZM222 146V147H223ZM107 147V148H106ZM114 149V150H113ZM213 149V148H212ZM215 151H216V149H214V155H215ZM0 152H1V145H0ZM106 153V155L108 154L107 153V151L105 152ZM213 155V154H212ZM220 157H218V156ZM217 155H215V156H217L216 158H217V163H219V165H221L222 164V167H223V164L225 165V162H224V158H222V156H223V152H221V153H217ZM42 156V155H40V154H37L36 156H35V158H34V160L35 159H38V158H40V157ZM182 157V156H181ZM260 158V159H259ZM222 159V160H221ZM5 160V159H4ZM221 162H220V161ZM230 160H232V159H230ZM43 161H46V163H50V160L48 159V158H46L45 157V160H43ZM48 161V162H47ZM221 163V164H220ZM47 166H49V164L47 165ZM62 166H63V172H62V174H63V178H64V180H66L67 182H68V184H70V185H72L71 184V182H74V181H76V179H75V173H74V170H71V169H67L66 167H64V165L62 164ZM96 167H98V166H96ZM155 167H162V166H155ZM37 168V167H36ZM35 168V169H36ZM35 169H33L32 168V170L30 171V173H32L33 175H36L38 178H39V175H44V172L42 171V172H36V170ZM222 169V168H221ZM223 170V169H222ZM222 170H220V171H218V174H219V172H221ZM83 171V170H82ZM138 171V172H137ZM137 171H133V172H130L129 173V175H130V177H129V175H128V182H129V188H128V193H129V196H131L130 197V199H132L131 201H132V203H129V205L131 206H129L130 207V209H132L133 210V215H131V217L132 218H135V219H137V220H143L146 216H147V214H148V212H149V209H150V206H151V202H152V200H153V196H154V193H155V182H154V178L152 177V175L151 174H143V172H141L140 170H137ZM224 171V170H223ZM66 172V173H65ZM137 173V174H136ZM227 173H228V171H226V174H225V172H223L222 173V175L221 174H219L218 176H217V180H220V181H222L223 180V178H227ZM15 173H13V175H14ZM46 174V173H45ZM141 174V175H140ZM235 174H237V173H235ZM13 175H12V177H13ZM88 177V176H87ZM108 177V176H107ZM106 176H104V179H106L107 178ZM152 177V178H151ZM221 177V178H220ZM235 178H236V180H237V178H238V175L237 176H234ZM89 178H92V175H90L89 176ZM129 178L131 179L130 181H129ZM219 178V179H218ZM83 179V176H81V178H80V181H79V184L81 183V180ZM102 179V178H101ZM110 179H111V177H110ZM110 179H109V182H110ZM153 180V181H152ZM2 181V178H0V182ZM220 181H218L219 183H220ZM32 182V181H31ZM132 182V183H131ZM227 183H229V181L227 180ZM79 184H77L75 187H77ZM153 186V187H152ZM225 188H227V187H225ZM132 189V190H131ZM65 190H68L67 188H65ZM74 190L72 189V187H71V189H70V191H67L68 193H67V195H65V197L64 196H56V195H49V196H39V198H41V199H38V197H36L38 200L37 201H44V204H42L44 207H41L40 208V212H43V211H48L49 212V214L51 213H53L54 215H61V213H66V212H68V210H69V205L70 204H72V203H74L73 202V195L71 194L70 195V193H72ZM44 193H42V195H43ZM75 194V193H74ZM151 194V195H150ZM142 195V196H141ZM69 196H70V198H69ZM72 196V197H71ZM33 198V197H32ZM35 198V197H34ZM34 198L33 199H31L32 200V202H34ZM69 198V199H68ZM44 199V200H43ZM72 199V200H71ZM129 198H127V200H130ZM61 200H63V201H61ZM179 200V201H178ZM177 200V203H176V205H175V209H174V228H175V232H176V236H175V242H176V249L179 251V252H181V251H183L184 249H185V247H186V244H187V241H188V236H189V231L191 230V225H192V223L193 222H195V219H196V217L198 216L197 214H198V209H197V205H196V203H195V205L194 204H190L189 205V207H188V209H187V213H184V204H185V199H184V197H182V198H179ZM68 201V202H67ZM76 201V200H75ZM35 202H36V200H35ZM34 202V203H35ZM135 203V204H134ZM36 204V203H35ZM66 204V205H65ZM48 207H47V206ZM58 205V206H57ZM65 205V206H64ZM138 206H140V207H138ZM225 206V207H224ZM45 207H47V210H45ZM50 207H51V210H50ZM65 207H67V209L65 208ZM228 205L225 203V201H218V200H216V201H213L212 202V204L210 205V208H209V211L207 212V214L205 215V216H203L202 217V220H200L199 221V224H198V232H199V235H200V239H201V242L202 243H207V242H209V240L211 239V237H212V235L214 234V232L216 231V229H217V225H218V223H219V220L221 219V217H223V215L225 214V211H227L228 210ZM54 208H55V210H54ZM64 209V210H63ZM17 209H15V211L14 212H12V214H11V212H9L8 210V212L10 213V218L12 217V215H13V219H15V221H14V223H12V225H13V228H15V231H14V233L16 234V236L18 237H20V235H22V234H24L23 233V231H24V229L26 230V231H28L29 232V234L31 233L30 232V230H27V229H33V228H35V225H34V223L32 224V222H29V224L27 223V225H25V224H22V221H21V219H20V216L18 215V212L16 211ZM50 210V211H49ZM57 210V211H56ZM225 210V211H224ZM7 211H6V213H7ZM65 211V212H64ZM188 213H190L189 215H188ZM17 214V215H16ZM50 214V215H51ZM179 214V215H178ZM17 217H16V216ZM178 215V216H177ZM181 215V216H180ZM177 218H176V217ZM183 216V217H182ZM180 217V218H179ZM7 218H8V215H7ZM39 219H41V218H39ZM49 218L47 217V218H45V219H41V220H43V221H46V220H48ZM179 219V220H178ZM197 219H198V217H197ZM50 220V219H49ZM21 222V223H20ZM218 222V223H217ZM189 223H190V225H189ZM2 224H3V221L1 222V227H2ZM5 225H6V222H5ZM19 225V226H18ZM20 225H23V226H20ZM86 225V224H85ZM93 225H94V221H91L89 224H87V226H85V230H87L86 231V236H89V237H87V238H90V236L91 237H94V236H96V232L97 231H94V229H93ZM25 226V227H24ZM27 226V227H26ZM19 228V230H17ZM87 228V229H86ZM188 229V231H187V229ZM190 229V230H189ZM34 232V231H33ZM90 232V233H89ZM188 233V234H187ZM93 235V236H92ZM187 235V236H186ZM185 236V237H184ZM186 238V239H185ZM203 240V241H202ZM63 244H65V243H63ZM82 246H80V248L78 249V250H76L75 248H69V251L68 250H64V249H58L57 247H56V249H55V251H56V253L58 254L57 255V257L53 260V261H56V260H59V259H61L62 261L64 260V259H66V258H69L70 257V255H73V256H75L76 254H73V253H75V252H73V251H71V250H76V251H78V255L79 256H81V258H85L86 257V255H87V253H90V251L91 250H93L94 251V253H96L95 252V248L96 247H91V249L90 250H86V251H84L85 249H86V247H82ZM162 248V250L164 249V247H161ZM71 249V250H70ZM82 250V251H81ZM164 250H166V249H164ZM69 252V253H68ZM73 252V253H72ZM178 252V253H179ZM62 253H63V256H62ZM91 254V253H90ZM163 254H164V252H163ZM162 254V255H163ZM170 254H173V251L172 250H170ZM184 255V253L183 252H181L180 253V256H183ZM61 260H59V261H61ZM80 259H77V260H75L73 263H78V261H79ZM50 260H48V262H47V259H46V257H39V261H38V264H46V262H47V264H50V262H49ZM65 261V260H64ZM175 261H176V259H175ZM156 263V262H155ZM177 264H179L178 262H176ZM175 262L174 263H172V264H176ZM82 264H84V262L82 263ZM126 264H128V263H126ZM171 264V263H170Z\"/></svg>",
    "mask_w": 264,
    "mask_h": 264
},
{
    "label": "flooded vegetation",
    "instance_id": "flooded-vegetation-1",
    "mask_svg": "<svg viewBox=\"0 0 264 264\" xmlns=\"http://www.w3.org/2000/svg\"><path fill=\"white\" fill-rule=\"evenodd\" d=\"M136 1H110L106 4L109 6L100 19L101 31L105 43L107 42L105 45L119 40V43L128 48L121 57L120 54L113 53V58L107 57L102 60L101 62L105 64L102 68L104 67L105 73H109V68L112 67L111 60L115 58L121 62L119 63L121 66L126 65L125 67L133 72L134 81H137L136 85L130 84L134 87L135 93L145 92L148 95L150 92L144 89V86L152 85L161 79V83L156 85L153 92L170 91L177 86L173 84L174 82H188L196 78L201 67L216 68L221 65L224 67L236 61L234 55L236 33L242 20H239V17L236 20H229L224 0ZM119 15L122 16L121 21H117ZM135 17H140L143 22L135 23L137 32L131 35L127 30L132 24L130 21ZM250 19L251 17L248 18ZM153 70L158 72L151 74ZM0 209L3 217L7 209L4 207Z\"/></svg>",
    "mask_w": 264,
    "mask_h": 264
},
{
    "label": "snow or ice",
    "instance_id": "snow-or-ice-1",
    "mask_svg": "<svg viewBox=\"0 0 264 264\" xmlns=\"http://www.w3.org/2000/svg\"><path fill=\"white\" fill-rule=\"evenodd\" d=\"M29 152H30V150H29ZM27 155H28V153H26V156ZM25 165H27V159L25 160L24 164L21 166L20 173H19L21 177H23V175H24V167H25ZM96 216L97 217H100L101 216V213L98 210L96 212ZM101 226H102L101 225V222L98 219L97 222L94 223V225H93L94 231H100L101 230ZM3 227H4V230L6 231V226H3ZM7 238H8L9 241H11V239H12V237L10 235ZM95 244H96L95 252H96L97 255H99L100 254V251H101V243L99 241H96ZM8 245H9L8 243H5L2 246V249L3 250L0 251V257H4L5 258V264H6V257H7V248H8ZM25 245L27 247H31L30 245H27L26 243H25ZM38 261H39V257H36V259L33 261V264H38Z\"/></svg>",
    "mask_w": 264,
    "mask_h": 264
},
{
    "label": "water",
    "instance_id": "water-1",
    "mask_svg": "<svg viewBox=\"0 0 264 264\" xmlns=\"http://www.w3.org/2000/svg\"><path fill=\"white\" fill-rule=\"evenodd\" d=\"M110 17H111V15H110ZM23 100H24V99H23ZM20 105H21V106H20V109H19V114L22 113V111H23V105H22L21 102H20Z\"/></svg>",
    "mask_w": 264,
    "mask_h": 264
}]
</instances>
